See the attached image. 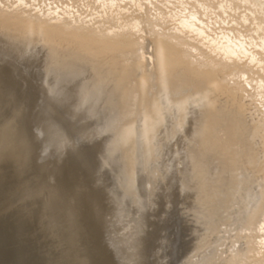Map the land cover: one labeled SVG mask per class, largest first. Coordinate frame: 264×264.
Wrapping results in <instances>:
<instances>
[{
    "label": "rangeland",
    "instance_id": "obj_1",
    "mask_svg": "<svg viewBox=\"0 0 264 264\" xmlns=\"http://www.w3.org/2000/svg\"><path fill=\"white\" fill-rule=\"evenodd\" d=\"M26 28H31L32 30L34 29V30H36L37 28H36V26H30V25H28V27H26ZM27 33H29L30 31H26ZM31 34V33H30ZM39 34V36H38V38H42L41 37V32H39L38 33ZM27 34H20V33H13V34H4V33H2V32H0V79L2 80V78H4L5 76L6 77H8L7 79H6V77L4 78V79H6V80H2V81H4V83L3 84H5V83H7V87H9V88H11L10 90H9V88H7V87H5L6 86V84H5V86L3 87L2 85V82H0L2 85H0V91H1V89H2V91L0 92V94H2V96L0 95V97L2 98V99H4V101H2L1 100V98H0V129L1 130H4V128H5V131H1V134H0V156H2V157H0L1 159H0V264H41L43 261V263L42 264H49V262L51 263V264H67V263H64V262H68L69 261V263L70 264H72V263H74V264H93L92 263V261L94 262V264H105L106 263V261H107V263L106 264H110L111 262L113 263H116V264H120V263H122V262H120L119 260L122 258L123 259V262H125V264H142V263H146V261H147V264H153L154 262H155V264H158V263H160V264H186V261H188V259L190 260H193V259H195V257L193 256V253H192V250H193V252H194V250L196 249V246H197V239H198V235H199V233H203V232H208L209 234L211 233V229L208 227V224H209V221H208V219H206V218H202L200 215H199V212H201L200 210H204V211H206V212H208V214L210 215V216H215V217H217V218H219V219H223V220H227L228 219V216L230 217V216H233L235 213L234 212H232V211H229L230 209H234V207H236L237 205H241V206H243L244 205V203H245V201H248V202H250L251 203V200H250V198L249 197H251V196H253L254 194H256V192H257V189L259 188L258 186H259V181L262 179L261 177V171L260 172H258V166H262V160H264V151H263V149H264V146H262L261 144V137H260V135H259V132H257L258 130L256 129V127L255 126H253L252 124H250V123H248L249 121L247 120V116L246 115H243L242 116V113L240 112V111H237V110H234V107H231V105H232V103H230L231 105L229 106L228 105V102L230 101V99H228V98H230V97H228V96H230L229 95V93L227 92V93H225V91L227 90V88H225V90L224 89H220L221 90V93H218V90H217V92H216V96L218 97L220 94V96H219V98L217 99V97H216V99L214 100V98H211V97H213V92H212V90L211 89H208V88H204V87H201V88H198V91L195 93V96H193V94H192V96H190L189 95V97L187 96L186 97V100L185 99H183L182 101H179V100H175V99H172V98H170V97H172L171 96V94L169 93V98L173 101H170V99H168L169 101H166L167 100V96H165L166 94L168 95V93H165L164 95H162V96H160V97H158V102H155V107L153 108V107H151V106H149V104H144L141 108H139V110H138V115H137V117H135L134 119H136V120H134V119H132L130 122H126V123H124L123 125H121L119 128H115V127H113V128H111V129H106V124H107V122L112 118V116H113V114L114 113H117V112H119L121 109H119V108H116V107H120L118 104H119V102H118V104H117V99L118 100H120L119 98L120 97H125L126 98V95H125V92H124V90L123 89H121V88H123L120 84H119V75H120V71L117 73L116 71L115 72H113V71H111V70H105V68H107L106 66H105V68L103 69V67H104V65H102V67H100L99 68V66L97 67H95V66H92V65H88V68H86V67H81V66H78L77 65V62H74V61H72L70 58H68V57H66V55L64 54V52H66V50H67V48H68V46H69V42L67 43V41H62L63 42V44H62V42L60 41V43H58V41H56V40H54V42H53V40H51V39H47V37L46 36H43V39H34L33 37H29V35H27ZM46 37V38H45ZM28 38V39H27ZM45 38V39H44ZM34 39V40H33ZM47 39V40H46ZM34 41V42H33ZM36 41V42H35ZM45 41V42H44ZM49 41V42H48ZM17 42H19V43H17ZM47 42V43H46ZM52 42V44H49V43H51ZM5 43V44H4ZM13 43V44H12ZM15 43V44H14ZM58 43V44H57ZM57 44V45H56ZM8 45V46H7ZM23 45V46H22ZM39 45V46H38ZM49 45V46H48ZM56 45V46H55ZM63 45V46H62ZM25 46V47H24ZM43 46V47H42ZM51 46H53V47H51ZM64 46H65V48H64ZM58 47H60L61 49L63 48L64 49V51H62L60 48H59V50H57V48ZM5 48V49H4ZM51 48V49H50ZM52 48H55V49H52ZM25 49V50H24ZM28 49V50H27ZM47 49H49V50H47ZM41 50V51H40ZM9 51V52H8ZM11 51H13V52H11ZM24 51V52H23ZM33 53H32V52ZM40 51V52H39ZM11 52V53H10ZM18 52V53H17ZM30 52H31V54H34V55H31L30 54ZM60 52V53H59ZM27 53V54H26ZM24 54V55H23ZM63 54V55H62ZM22 55V56H21ZM60 55V56H59ZM15 56V57H14ZM38 57V58H37ZM23 58V59H22ZM45 58V59H44ZM65 58V59H64ZM67 58V59H66ZM14 59V60H13ZM57 59V60H56ZM59 59V60H58ZM62 59V60H61ZM43 60V61H42ZM48 60V61H47ZM51 60H52V62H51ZM21 61V62H20ZM33 61V62H32ZM73 63H72V62ZM15 63V64H14ZM54 64V65H53ZM6 66V67H5ZM83 68V69H82ZM6 69V72L4 71L3 72V70H5ZM95 70H96V72H95ZM49 71V72H48ZM74 71V72H73ZM86 71V72H85ZM44 72V73H43ZM99 72V73H98ZM105 73V74H104ZM107 73V74H106ZM99 74V75H98ZM104 74V75H103ZM112 74V75H111ZM13 75V76H12ZM45 75V76H44ZM90 76V77H89ZM117 76V77H116ZM19 77V78H18ZM89 80H88V79ZM98 78V79H97ZM103 78V79H102ZM108 80H107V79ZM114 78H116V80L114 79ZM33 79V80H32ZM85 79L87 80V81H85ZM95 79V80H94ZM19 80H20V82H19ZM93 80V81H92ZM5 81H7V82H5ZM12 81V82H11ZM11 83V84H9V83ZM22 82V83H21ZM25 82V83H24ZM21 84V86H22V84H23V86L25 87V88H23V86H22V88H21V86H20V84ZM93 83V84H92ZM116 83V84H115ZM112 84V85H111ZM120 86H119V85ZM26 85H27V87H26ZM91 85V86H90ZM103 85V86H102ZM15 86V87H14ZM2 87V88H1ZM31 87V88H30ZM112 87H115L114 89H112ZM120 87V88H119ZM6 88V89H5ZM27 88H29V91L27 90ZM108 88V89H107ZM117 88V89H116ZM119 88V89H118ZM3 89H4V91H3ZM24 89V90H23ZM26 89V90H25ZM116 89V91L119 93V91L118 90H120V94H117V92L115 91L114 92V90ZM6 90H7V92H6ZM11 90H13L12 92H11ZM31 90H32V92L33 91H35V92H33L32 93V95H31ZM111 90H113V91H111ZM122 90V91H121ZM22 91H24V93H22ZM27 91V92H26ZM107 91V93L109 94L108 96H107V93L105 94V92ZM203 91V92H202ZM15 93L14 95L15 96H17V97H15V96H13L12 94H10V93ZM38 92H39V94H38ZM112 92V93H111ZM113 92H114V94H113ZM3 93H4V96H3ZM5 93H7V95H5ZM29 93V94H28ZM123 95H122V94ZM223 93V94H222ZM22 94H24V97H23V95ZM26 94H28V96H26ZM35 94V95H34ZM116 94V95H115ZM35 97H37V95L38 96H40V98H35ZM111 95V96H110ZM122 95V96H121ZM205 95V96H204ZM6 96V97H5ZM9 96V98H7ZM30 96H31V98L32 97H34V99H35V101H32V100H34L33 98L31 99V100H29L30 99ZM116 96V97H115ZM163 96H165V98L163 97ZM211 96V97H210ZM227 97V99H226V97ZM26 97V98H25ZM27 97H29V98H27ZM118 97V98H117ZM190 97L192 98V100H190ZM225 97V98H224ZM6 98V99H5ZM12 98H13V102L15 101L14 100V98H16L17 100H16V104L15 103H12ZM116 98V99H115ZM188 98V99H187ZM224 99V101H223V99ZM7 99H9L8 101H7ZM28 100V102L29 101H31V102H33V103H31V102H29V104L28 105H30L29 107H31L32 109L34 108V106L36 105V110H35V108L33 109L34 111H35V113H37L38 112V110L40 111V107H42V109H41V111L42 112H38L37 114H35L34 113V111H32V109H30L29 107H28V109L30 110V112H31V116H33L34 114V118L35 119H33L32 117V119L35 121L34 123H36L35 125H34V123H32L33 122V120L32 121H29L28 119L30 118V114H29V116L27 115V116H25L26 114H27V112H29V110L26 108L28 105H27V100ZM39 100V102H38V100ZM127 99V98H126ZM160 99V100H159ZM163 99H166L165 100V103H166V105H164L165 103H164V100ZM198 99V100H197ZM208 99V100H207ZM226 99V100H225ZM115 100V101H114ZM161 100H163V104H162V101ZM190 100V101H189ZM194 100H196V101H194ZM203 100V101H202ZM218 102H217V101ZM6 101V102H5ZM17 101H22V102H18L17 103ZM39 103L38 105L36 104L37 102ZM177 101H179V102H177ZM185 101L187 102L186 103V107H188V108H186L187 110H182V108H181V104L183 105H185ZM191 101H193L194 102V104H193V102H191ZM228 101V102H227ZM27 102V103H26ZM36 102V103H35ZM40 102H41V104H40ZM44 102V103H43ZM114 102H116V104H117V106H116V104L114 103ZM159 102H161L160 104H162V105H159ZM171 102V103H170ZM182 102V103H181ZM184 102V103H183ZM214 102H216L215 104H214ZM6 103H9V104H7V107H6ZM12 103V104H11ZM31 103V104H30ZM171 104V105H168L167 106V104ZM177 103L178 104H180V105H177ZM197 103V104H196ZM202 103V104H201ZM206 103V106L204 105ZM218 103V104H217ZM220 103H221V105H220ZM224 103V104H223ZM19 104H21L18 108H16ZM43 104V106H41ZM211 104H214V105H211ZM9 105V106H8ZM15 105H16V107H15ZM23 105H27L25 108L28 110H26L25 108L23 109ZM44 105L45 106H47L46 107V109L47 110H43V107H44ZM188 105V106H187ZM191 105V106H190ZM203 105H204V107H203ZM223 105V106H222ZM224 105H227L228 107H226V106H224ZM37 106H39V108L37 107ZM146 106V107H145ZM160 106V107H159ZM167 106V107H166ZM209 106V107H208ZM211 106H214L215 107V109L213 108V107H211ZM217 106V107H216ZM149 107V108H148ZM158 107H159V109L161 108V110H159L158 109ZM163 107H164V111H163ZM170 109H169V108ZM179 107V108H178ZM205 107H206V109H207V111H206V109H205ZM223 108V110H222V108ZM229 107H230V112H229ZM45 108V107H44ZM152 108L153 109H155L154 111L152 110ZM175 108V109H174ZM191 108H193V109H191ZM213 108V109H212ZM220 108H221V110H220ZM231 108H233V110L231 109ZM4 109H6V111H7V113H5L4 111ZM13 110V111H11V110ZM22 109L24 110V112L22 111ZM141 109L143 110L144 109V115H146V116H144L143 115V112L141 111ZM172 109V110H171ZM204 109H205V111L208 113L207 115H206V112L204 111ZM218 109V110H217ZM54 110V111H53ZM156 110H158V112L156 111ZM173 110H175V112L173 111ZM179 110V111H178ZM182 110V111H181ZM192 110V111H191ZM195 110V111H194ZM200 110V111H199ZM227 110H228V112H227ZM9 111V112H8ZM11 111V112H10ZM25 111H26V113H25ZM47 111V112H46ZM48 111H50V113L48 112ZM149 111V112H148ZM156 111V112H155ZM161 111V112H160ZM170 111H173L172 112V115L174 116V118H171V117H173L172 115H171V113H170ZM187 111V112H186ZM215 111H217V112H219L218 114H216L217 112H214ZM225 111V112H224ZM4 112V117L1 119V117H2V113ZM13 112V114H15V118L13 119V114L11 115L10 113H12ZM34 114H33V113ZM45 112V113H44ZM122 112V111H121ZM121 112H119V114H121ZM142 112V113H141ZM192 112H194V113H192ZM201 112H205V114L204 113H201ZM223 112V113H222ZM233 112H235V114L233 113ZM24 114L25 113V115H24V117H26V122H24L23 123V121H25L24 119L22 120L21 118H22V116L23 115H21V114ZM43 113V114H42ZM52 113V114H51ZM152 113H157L156 115L155 114H153L152 115ZM158 113H160V116L158 115ZM161 113H162V116H161ZM179 113V114H178ZM224 113H225V115H224ZM229 113V114H228ZM11 115V116H6V115ZM45 115L44 117H45V119H44V117H41V116H39L38 117V115ZM141 114V115H140ZM151 114V115H150ZM169 115V119L167 118L168 117V115ZM195 114H196V116H195ZM203 114H204V116H203ZM227 114H228V116H229V119H227L228 118V116H227ZM233 114V115H232ZM237 114V115H236ZM37 115V118L35 117ZM48 115V116H47ZM50 115V116H49ZM55 115V116H54ZM58 115V116H57ZM202 115V116H201ZM205 115H206V117H205ZM221 115H222V117H221ZM224 115V116H223ZM239 115H240V117L242 118H240L239 117ZM16 116H17V118H16ZM46 116L49 118V120L46 118ZM147 116H149V121L150 122H148L147 121ZM152 116H154L153 117V119L151 118ZM156 116V117H155ZM166 116V117H165ZM183 116V117H182ZM194 118H193V117ZM215 116V117H214ZM226 116H227V118H226ZM7 117H8V119H7ZM53 117V118H52ZM160 118L159 120L157 119V118ZM164 118L163 119V122H165L166 121V123L164 124V125H166V126H164L163 127V122L161 121V119L162 118ZM200 118V119H198V118ZM214 117V118H213ZM218 119H217V118ZM221 117V118H220ZM225 117V118H224ZM231 117V118H230ZM238 117V118H237ZM245 117V118H244ZM9 118H11V119H13V120H11V119H9ZM55 118H58V121H59V118L61 119L59 122H60V126L59 125H57L56 126V128L59 126L60 127V129H62V131L64 130V131H66V132H62V133H64V135H65V133H66V136L65 137H67L68 139H70L69 141L65 138V140L67 141V145H68V142L70 143L71 141H72V137L74 136V138H76L75 137V135L77 136V139L80 141V143L81 142H85V140H89V144H90V146L92 147V148H94V149H89V148H87V147H89V146H87L88 145V142L86 141L85 143L87 144H83V143H81L82 144V151L81 150H79V149H77L78 148V145L77 144H79L77 141H75L74 140V138H73V142H75L76 144H73V142H72V144L70 143V147H72L73 145L75 146V145H77V147L75 146H73L72 148L74 149H70L69 148V150L68 149H66V147H67V145H65L64 143H62V141H61V139L60 138H63V134L62 133H60V136L58 135L59 134V132L61 131V130H59V129H56L55 127H54V125H56L55 123L57 122V121H55L54 119ZM177 118V119H176ZM204 118H206V119H204ZM212 118V119H211ZM236 118H237V120H236ZM244 118V119H243ZM4 119V120H3ZM17 119V121H15ZM51 119H53V120H51ZM146 119V120H145ZM157 121H156V120ZM169 121V123L167 122V120ZM174 119V120H173ZM197 119H198V121H197ZM233 119H235V120H233ZM247 120V122H246V120ZM2 120L4 121V122H6V120H8L9 121V124L6 122L5 123V125H4V127H3V123H2ZM39 120H41L42 121V123H41V121L39 122ZM47 120V121H46ZM63 120V121H62ZM153 120L154 121H156V122H158V121H160V122H158V124L156 125V122L155 123H152L153 122ZM173 120V124L171 123V121ZM206 120V121H205ZM215 120V121H214ZM228 120V121H227ZM27 121H29V123H30V125H29V123H27ZM51 123H53L52 125V129H54V131H56L55 132V134H57V132H58V134L57 135H55V134H53L52 132H54L52 129H49V128H51L50 126L51 125H48V123L49 124H51ZM53 121V122H52ZM55 121V122H54ZM148 122V123H144V122ZM177 121V122H176ZM180 121H181V123H183V124H180ZM208 121H210V122H208ZM214 121V122H213ZM239 121V122H238ZM13 122H18L19 124H16V125H12V123ZM59 122H57V124H59ZM141 122V123H140ZM200 122V123H199ZM203 122H204V124H203ZM208 122V124H206ZM212 122V123H211ZM220 122V123H219ZM228 124H226V123ZM229 122H233V124L234 125H231L232 123H230V125H229ZM243 122V123H242ZM25 123H27L28 124V126H27V124L25 125ZM41 123V124H40ZM47 123V124H46ZM62 123V124H61ZM151 124V125H147V124ZM176 123V124H175ZM196 123L198 124L197 126H196ZM217 125H216V124ZM246 123H248V124H246ZM11 124V125H10ZM21 124V125H20ZM45 124V125H44ZM133 124V125H132ZM167 124H170V126H172V127H170L169 125H167ZM172 124V125H171ZM174 124H175V126H174ZM206 124V125H205ZM215 124V125H214ZM224 124H225V126H224ZM244 124V125H243ZM2 125V126H1ZM19 125V126H18ZM33 127H32V126ZM42 125H44V129H45V126H47L46 127V129H45V131H44V129L42 130L41 129V126ZM64 125V126H63ZM156 125V126H155ZM191 125V126H190ZM201 125V126H200ZM208 125V126H207ZM212 125V126H211ZM246 125H249V126H246ZM12 126V127H11ZM31 127V128H27V127ZM49 126V127H48ZM62 126V127H61ZM68 128H66V127ZM131 126H133V127H131ZM134 126H135V133H132L133 132V128H134ZM155 126V127H154ZM160 126H162V127H160ZM169 128H168V127ZM189 126V127H188ZM199 126V128H197ZM205 126H206V129H205ZM215 126V127H214ZM217 126V127H216ZM219 126V127H218ZM222 126V127H221ZM226 126H227V128H229V127H231V128H233L234 127V129H235V131H234V129H231V128H229V129H231V130H227V128H226ZM229 126V127H228ZM245 126V127H244ZM21 127V128H20ZM58 127V128H59ZM203 127H204V129H203ZM210 127V130L209 129H207V128H209ZM212 127H214V129L212 128ZM238 127V128H237ZM241 127H244V128H241ZM254 127H255V129H254ZM10 128V129H9ZM25 129V132H23V130ZM27 128V129H26ZM43 128V127H42ZM48 128V129H47ZM64 128H66V129H64ZM70 128H71V130L75 133V135L71 132V130H70ZM131 128V129H130ZM141 128V129H140ZM168 128V129H167ZM172 128V131L170 130ZM177 129L178 130V134H176L177 136V139H176V137H175V135H173V129ZM250 128V129H249ZM21 130V133H20V130ZM101 129H105L104 131H103V134H100L99 133V130H101ZM161 129H162V131H161ZM167 129L168 131L166 132L165 130ZM179 129H181V130H179ZM195 129V130H194ZM201 129H203L202 131H201ZM236 129H238V130H236ZM16 130V131H15ZM41 130H42V133H43V131L44 132H46V130L49 132V134L48 135H52V137L51 138H53V139H55V140H58V142L57 141H54L53 139H51V138H49V137H46V136H48L47 135V133L44 135L45 137H43V138H46L45 139V142H46V140L47 139H49L47 142H49V144L48 143H46V144H48L50 147L52 146L53 147V144L55 145V148L57 147V148H59V147H61L59 150L61 151V155H63V156H57V157H54L53 155L55 154V156L57 155V154H59V153H57V151L54 153V152H52V153H54V154H52L51 153V150H53L52 149V147L50 148L49 146H47L46 144H45V148H46V153H47V155L49 154L48 152H50V154H52V155H48L49 156V158H47L46 157V154H43V150H41V148L43 147V143L42 142H44L43 140H41V139H43V138H39L38 136H41ZM49 130H51V131H49ZM58 130V131H57ZM143 130V131H142ZM146 130V131H145ZM197 130V131H196ZM207 131L208 132V134L207 133H204L203 134V132L204 131ZM214 130V131H213ZM225 130H227V132L225 131ZM240 130H242L241 132H240ZM246 130V131H245ZM248 130V131H247ZM253 130H255V131H253ZM17 131H19V132H17ZM26 131L29 133V134H31V136L28 134V133H26ZM129 133H128V132ZM202 133H201V132ZM211 131H213V132H211ZM243 131H245L246 132V134L245 133H243ZM67 132H70V134L69 135H67ZM125 132V133H124ZM132 133V135H131V133ZM161 132V133H160ZM172 132V133H171ZM181 132V133H180ZM197 132V133H196ZM199 132V133H198ZM211 132V133H210ZM226 132V133H225ZM232 132V134H230ZM240 132V133H239ZM254 132V133H253ZM32 133H34V134H32ZM122 133V134H121ZM128 133V134H127ZM145 133V134H144ZM160 134V136H159V134ZM182 133H183V135H182ZM220 133H221V135H220ZM225 133V134H224ZM242 133V134H241ZM248 133V134H247ZM20 134L22 135V136H20ZM28 134V135H27ZM78 134L79 135H81V137H82V139L84 140H80V136H78ZM130 134V136H128ZM135 134V135H134ZM166 134V135H165ZM172 134V135H171ZM197 134H199L198 136L200 137H198L197 136ZM205 134H207V135H205ZM226 134L227 135H231V137L230 136H226ZM250 134V135H249ZM254 136H252V135ZM9 135V136H8ZM13 135V136H12ZM43 135V134H42ZM53 135H55L56 137L54 138V136ZM63 135V136H62ZM71 135H73V136H71ZM171 135V136H170ZM210 135L212 136V137H210ZM243 135V136H242ZM246 135H247V137H246ZM258 135V136H257ZM4 136H5V138H4ZM31 137V140H30V138L29 139H27L28 137ZM33 136H34V138H33ZM57 136H59V137H57ZM69 136H71L70 138H69ZM83 136H84V138H83ZM126 136V138H123V137H125ZM134 136H135V138H134ZM172 136H174V139L172 138ZM191 136V137H190ZM194 136V137H193ZM205 136V137H204ZM206 136H207V138H206ZM236 136V137H235ZM239 136H240V138L243 140H241L240 141V139H239ZM249 136V137H248ZM252 136V138H250ZM11 137V138H10ZM19 137V138H18ZM26 137V139L27 140H30L31 141V143H29V141H28V145H30L31 147H29L30 148V150L32 151V149H33V152H29V149H27L26 151H27V154H29V153H31L30 155H27L25 152L26 151H23V150H25V148H27V145H25L26 144V140L24 141L25 143H23L22 144V142H21V138L23 139V138H25ZM36 137H38L39 139H36L35 140V138ZM42 137V136H41ZM129 137H133V138H130L129 139ZM153 137H155V140H156V142L157 143H159V141H160V139L161 138H164L165 140H166V142H167V148H166V151H165V154H164V158L159 162V166L160 167H158L157 165H158V163H155V162H149V142L150 141H152L153 140ZM203 137V139L201 140V138ZM210 137V138H209ZM221 137L223 138L224 137V142H223V139H221ZM233 137V138H232ZM257 137H260V139H258ZM58 138V139H57ZM63 138V139H64ZM86 138V139H85ZM167 138V139H166ZM172 138V139H171ZM181 138H182V140H181ZM206 138V139H205ZM208 138L209 139H212L211 141H209V144H206L207 146H210V148H211V152L208 150L207 151V155L206 156H210L211 158V160H212V156H214V159H213V161L211 162L210 160H206L205 161V159H206V157H205V159H204V161H202V163H204L205 164V162L206 163H209L210 164V167H209V169H208V167L206 166V164H205V166H204V168L206 167L207 169L205 170V172L202 174V177H204V178H202V179H199V174H197L196 172H200V171H203L201 168V166H198L197 164H198V162H196V160H195V156H196V154L199 152V150L201 149V147L202 146H204L205 145V143H208ZM217 138V139H216ZM231 138V139H230ZM236 138H237V141H236ZM244 138H246V139H244ZM254 138H255V140H254ZM13 139V140H12ZM127 139H128V141H127ZM145 139V140H144ZM150 139V140H149ZM177 140V142L176 141H174V143H173V140ZM250 139V140H249ZM257 139H258V141H257ZM40 142L39 144H37L38 143V141ZM52 140V141H51ZM93 140H95V142L93 141ZM129 140H130V142H129ZM148 140V141H147ZM181 140V141H180ZM190 140V141H189ZM206 140V141H205ZM214 140V141H213ZM218 142H217V141ZM225 140H228V141H225ZM234 140V141H233ZM247 142H246V141ZM9 141H11L10 143H9ZM23 141V140H22ZM36 141V142H35ZM42 141V142H41ZM50 141H51V143H50ZM53 141L55 142V143H53ZM61 141V142H60ZM127 141V142H126ZM143 141H144V143H143ZM204 143H203V142ZM230 141H231V144H230ZM250 141V142H249ZM252 141V142H251ZM253 141H254V143H253ZM259 141H260V143H259ZM99 142V143H98ZM125 142H126V144H125ZM135 142V143H134ZM212 142V143H211ZM216 142V143H215ZM223 142V143H222ZM227 142H229L228 144H227ZM237 142V143H236ZM241 142H242V144H241ZM243 142H244V144H243ZM53 143V144H52ZM62 143V144H61ZM98 143V144H97ZM127 143H128V145H127ZM178 143V144H177ZM214 143V144H213ZM220 143V144H219ZM222 143V144H221ZM240 143V144H239ZM245 143H247V146H246V144ZM250 145H249V144ZM257 143V144H256ZM8 144H10V145H8ZM43 144V145H42ZM51 144V145H50ZM58 144L60 145L59 147H58ZM130 144V145H129ZM133 144V147L131 146ZM147 144V145H146ZM176 144V148H175V145ZM212 144V145H211ZM235 144H237V145H235ZM256 145V147L254 146V145ZM259 144H260V146H259ZM12 145H13V147H12ZM37 145H39V147L37 146ZM41 145H42V147H41ZM57 145V146H56ZM63 145V146H62ZM65 145V146H64ZM72 145V146H71ZM242 147H240V146ZM245 145V146H244ZM4 146H6V149H5V147ZM10 146L12 147V148H10ZM23 148H22V147ZM26 146V147H25ZM81 146V145H80ZM86 146V147H85ZM105 146H107V147H105ZM130 147V148H128V147ZM147 146V147H146ZM215 147L216 146V150L217 149H219L220 148V150H222L223 148L225 149H223V152L222 151H220V150H217V151H215V149L213 150V148L212 147ZM225 146V147H224ZM249 146V147H248ZM252 146V147H251ZM255 148H254V147ZM38 147V148H37ZM47 147H49V149L47 148ZM65 147V148H64ZM69 147V146H68ZM132 147V148H131ZM184 147V148H183ZM219 147V148H218ZM237 148L238 149V147H239V149L235 152L234 150V148ZM259 147V148H258ZM17 150H15V149ZM32 148V149H31ZM45 148H43L44 150H45ZM54 148V147H53ZM54 148V149H55ZM80 148V147H79ZM85 148H86V150H85ZM127 148H128V150L129 151H127ZM135 148V149H134ZM148 148V149H147ZM222 148V149H221ZM230 148H232V150L231 151H234V153L233 152H231L232 154H230V152L229 151H227V150H230ZM260 148H262V149H260ZM3 149V150H2ZM13 149V150H12ZM21 149H23V150H21ZM62 149V150H61ZM66 150V152H65V150ZM89 149V152H90V150L92 151V150H94V151H92L93 152V154L92 153H89L87 150ZM177 149V150H176ZM182 149V150H181ZM184 149V150H183ZM242 151H241V150ZM246 149V150H245ZM251 149V150H250ZM252 149H255V150H252ZM259 149V150H258ZM50 150V151H49ZM57 150V149H56ZM58 150V151H59ZM71 150V151H70ZM81 151V154H82V152L83 151H86V153L85 152H83L84 154L83 155H81L80 154V156H83V157H80L79 155L77 156V155H74L75 153L76 154H79L80 152L79 151ZM109 150V151H108ZM261 150V151H260ZM10 151V152H9ZM48 151V152H47ZM59 151V152H60ZM63 151V152H62ZM125 151H126V153L127 152H129V154H131V155H134V156H129V154L127 153V155L125 154ZM135 151H136V153H135ZM215 151V153L213 154V152ZM241 153H240V152ZM253 153H252V152ZM262 151H263V154H262ZM16 152V153H15ZM29 152V153H28ZM68 152H70V154L68 155ZM71 152H73V154L71 155ZM75 152V153H74ZM79 152V153H78ZM94 152L95 153H97V154H101V155H97V154H94ZM131 152H133L134 154H132ZM143 152V153H142ZM217 152V153H216ZM220 154H219V153ZM244 154H243V153ZM249 152H250V154L252 155H250L249 154ZM260 152V153H259ZM41 153V154H40ZM111 153V154H110ZM222 153V154H221ZM258 153H259V155H258ZM17 154V155H16ZM64 154H66V155H64ZM91 156H93V157H91ZM218 154V156H215V155H217ZM225 154V155H224ZM226 154L229 156V157H227L226 156ZM247 154V156H246V158H247V160H246V158L244 157V155H246ZM261 154V155H260ZM20 155V156H19ZM33 155V156H32ZM95 155H97L96 157H94ZM186 155H187V157H186ZM222 156V158L226 161V164H224L225 162H222V160H220V163H221V165H220V163H219V160H217L218 158H221V156ZM223 155H224V157H227V160H228V158H229V163L227 162V160H226V158H224L223 157ZM233 155L234 157H236V160H235V158L234 157H232L233 158V160H232V158H231V156ZM242 155V156H241ZM255 155V156H254ZM29 156H32L30 159H29ZM35 156V158H33ZM64 156L66 157V158H69V159H63L64 158ZM67 156H69V157H67ZM84 156L86 157L87 156V158L89 159H87V158H84ZM90 156V157H89ZM101 156V157H100ZM241 156V158L239 159V157ZM251 157V158H249V157ZM259 156H261V158H259ZM46 157V158H45ZM50 157L52 158L51 160L54 162H50L49 161V159H50ZM58 157H60L59 158V161L61 160V159H63V160H65L64 162H68V163H70V162H72L73 163V165H72V163H70L69 165H68V163H66L68 166H70V167H68L67 166V168H68V172H66V173H63L64 171H66V170H64L63 172H62V170L59 168V170H58V168H56V169H53V167L55 168V166H58V165H55L56 164V162L58 161ZM63 157V158H62ZM77 157H78V159H77ZM100 158L101 159V161H100V159H98V158ZM135 157V158H134ZM217 157V158H216ZM243 157V158H242ZM21 158V159H20ZM22 158H23V161H22ZM54 158H56L57 160H56V162H55V159ZM71 158H73V160L71 159ZM132 158V159H131ZM49 161H47V160ZM113 159V160H112ZM128 159V160H127ZM130 159H131V161H130ZM143 159V160H142ZM72 160V161H71ZM79 160H88V161H86V164H82V162H80L81 163V166H79ZM95 160V161H94ZM103 160V161H102ZM134 160V162H132ZM223 160V161H224ZM239 160V161H238ZM249 160V161H248ZM75 161H78L77 163H79L78 165H76L77 163L75 162ZM90 161V162H89ZM92 161V162H91ZM118 161V162H117ZM130 161V162H129ZM187 161L189 162V163H187ZM192 161V162H191ZM216 161H217V163H216ZM234 161H236V162H234ZM241 161V163H240V165H239V162ZM23 162V163H22ZM50 164V165H52V166H50L48 163ZM61 162V161H60ZM60 162H58L57 164H59ZM64 162L62 161L61 163L64 165ZM96 162H97V165H96ZM99 162V163H98ZM104 164V162H106L104 165H106L105 166V168L101 165L100 166V164H102V163ZM129 162V163H128ZM215 162V163H214ZM248 162V163H247ZM258 162H259V164H258ZM51 163H53V164H51ZM230 163H232V164H230ZM233 163H234V165H235V167H234V165H233ZM246 163L248 164V165H246ZM22 164H24V165H22ZM48 164V165H47ZM62 164H59V165H61V167H63V165ZM89 164H92V165H94L96 168H93V169H96V170H93L94 172H97L98 173V171H99V169H100V171H99V173L100 174H102V172H103V174L105 173V171L107 170V169H110L109 171H111V172H113V176L111 175V177H113V178H111V177H109V182L108 183H103V184H101V185H103V186H99V182L97 181V180H99V174H97L96 175V173H94L93 172V174H91L90 175V173H88L87 174V170H89L90 172H92V167H91V165H89ZM108 164V165H107ZM111 164V165H110ZM132 164H134V166L132 165ZM154 164V165H153ZM187 164L188 165H190V166H187ZM194 164V165H193ZM222 164L224 165V167L222 166ZM244 164H245V166H244ZM55 165V166H54ZM83 165V166H82ZM85 165L88 167V169H86V167H85ZM116 165V166H115ZM229 166V167H227L226 168V166ZM232 165V166H231ZM258 165V166H257ZM28 166V167H27ZM75 166H78V167H75ZM89 166L91 167L90 169H89ZM98 166V167H97ZM117 166H118V168H117ZM128 166H130V167H128ZM133 166V167H132ZM156 166V167H155ZM242 166H243V170H242ZM248 166H249V168H248ZM4 167V168H3ZM25 167H26V169H25ZM82 167V168H81ZM158 167V168H157ZM189 167H190V169H189ZM217 167V168H216ZM220 167H222L223 168V170H221L222 168H220ZM233 167V168H232ZM237 167V168H236ZM245 167H246V169L248 168V171L245 169ZM66 168V169H67ZM80 168V169H79ZM86 169V171H85V173H86V175H87V178L90 180V181H93V179H95L96 178V176H98L97 177V180H96V183L95 184H98V186L97 185H94V183L92 184L93 186H95L94 188L93 187H91V190H90V187L88 186L89 184H90V186H92L91 185V183L89 182V180L88 179H86L85 180V178H86V175H81L82 173H83V170L84 169ZM99 168V169H98ZM132 168H135V169H133L132 170ZM151 168H153V169H151ZM161 168V169H160ZM230 168H232V169H230ZM239 168V169H238ZM25 169V170H24ZM28 169V170H27ZM71 169H72V172H71ZM104 169H106V170H104ZM112 169V170H111ZM132 171H131V170ZM173 169L175 170V172L173 171ZM225 169H228V170H225ZM234 169V170H233ZM238 169V170H237ZM250 169V170H249ZM253 169V170H252ZM257 169V173H260V174H258L257 175V173L256 174H254L255 173V170ZM55 170H58V172H59V174H58V172L56 171L55 172ZM102 170V171H101ZM115 170H117V172L115 171ZM119 170H120V172H119ZM159 170H161V171H159ZM233 170V171H232ZM246 170V171H245ZM26 171V172H25ZM61 171V172H60ZM75 171V172H74ZM82 171V172H81ZM88 171V172H89ZM108 170H107V174L105 173L103 176H101L100 178H105V179H107L108 178V176H110L108 173H111V172H109ZM188 171H192V173L190 174V172H188ZM207 171V172H206ZM228 172V174H227V172ZM232 171V172H231ZM234 171H235V173H234ZM241 171V172H240ZM74 172V173H73ZM76 172H79V173H76ZM125 172V173H124ZM135 173V174H133V173ZM170 172H174V173H171L172 175H169V173ZM223 172V173H222ZM231 172V173H230ZM247 172V173H246ZM24 173H25V175H24ZM60 173H62L63 175H65V178H66V180H67V178L68 177H71V176H73V175H77V174H80V175H77V176H79V177H81V179H83L84 178V180H82V182L83 183H86V181H88L87 182V184H85V185H83V187L84 186H87V188L89 189H86V187L84 188V189H86L87 190V192L89 193V194H91V197L93 196V198H91V203L93 202V199H95V197H96V195H98L99 194V192L102 190V188H103V190L102 191H104V185L105 186H107L106 187V189L108 188V185L112 182H114V181H116V182H114V184L116 185L117 183V185L118 186H120L119 188H118V186L116 185L115 187H114V185L112 184L111 186V190H112V193L114 192V196H113V194L111 193V190H110V188H108L107 190H105V191H108L109 193H107V192H105L104 194L106 195V194H108L107 195V197L110 195V193L112 194V195H110V196H113V198L114 199H116V200H118V201H114V199L112 198V197H110V198H107L106 196H105V198H104V200H106V198H107V205H108V203L109 202H112L113 201V203H115L116 204V202H117V204H116V211H118V212H120L121 214H119L118 212H116V213H118V216L120 215L121 217H123L124 215H125V217L128 219V220H130V218H131V220L130 221H128L127 220V222L125 221V217H124V219L122 218H118V216H116V218H115V216H114V218L116 219V220H118V219H121L122 221L121 222H125L124 223V228H122L123 227V224L120 222V220L118 221V223H121V224H118V223H116V225H115V222H116V220H115V222L113 221H111L112 223H111V225H114V226H110L109 225V227H108V230H111V229H109V228H114V229H112V230H114L113 231V234H115V235H113L112 237H114V236H116V241H110L109 242V239L110 238H112L111 236L109 237V232H107L106 233V237L108 238L109 237V239H108V242H109V244L112 242V249L110 248L109 249V247L111 246H106V247H108V248H106V247H104L105 249H103V250H106V251H102V252H106L107 253V255L106 254H104V253H102V252H99V253H97V251L96 250H98L97 248V246L95 247L94 246V244H88V241H85L84 240V237H86V234L87 235H89L90 233V229H89V226H88V224H86V223H84L83 221L80 223V225H79V228H81V230H82V228L84 229V231H83V235L80 233V231L78 232V231H76V237H74V241H75V244L74 243H72L73 242V239H71V240H69L68 241V233L69 232H71L73 229H74V227H73V225L72 224H70L69 225V223H62V224H58L60 221L62 222V217H66V215H67V211H65L63 208L61 209V212L63 213V211H64V213H63V215H62V213L60 212V210L59 211H57V212H55V211H50V209L51 208H54V206H56V203H58L59 201L61 202V201H64L63 200V196H61L60 195V191L58 192V189L59 190H61L60 189V187H62L61 186V183L60 182H65L66 184H67V182H68V185L69 186H71V187H69L70 189V192L72 191V192H74V195H75V193H77L78 191L77 190H81V188L82 187H78V185L79 184H81V182L79 181V180H81L79 177L77 178V176H76V178H74V176L73 177H71V178H74L73 179V181H71L72 179H70V178H68V180L67 181H65V180H63V179H65V178H63L62 176H60ZM68 173H73V175L72 174H70V176H69V174ZM85 173H83V174H85ZM130 173V174H129ZM134 175V176H132V174ZM157 173H159V175H160V179L161 180H159L160 182L162 181V183H160V184H164L165 183V181L167 182V185H166V187H164L163 188V190H160V192L159 191H157V192H155V193H153V198H154V203L150 206V207H145V208H143V209H140V206H139V201H137L136 200V198H139L140 199V202L141 201H143L144 200V196H145V193L147 192V186L149 185V183L151 182V183H156L157 181H155V180H157ZM175 173L177 174V175H175ZM246 173V174H245ZM249 173V174H248ZM23 174V175H22ZM57 174H58V176H57ZM61 174V175H62ZM96 176H95V175ZM118 175V179L120 180H118L119 182H117V177L115 176L114 177V175ZM122 174V175H121ZM147 174V175H146ZM154 174H156V175H154ZM195 174V176H193ZM204 174H205V176H207V177H205L204 176ZM225 174H227V175H229V176H226L225 175V178H224V175ZM244 174V175H243ZM3 175H4V177H3ZM38 176V179L40 180V178H41V181H39L38 182V179L36 178L37 176ZM93 175V176H92ZM108 175V176H107ZM130 175V176H129ZM163 175H165V177L163 176ZM173 175H175V176H177V177H175V176H173ZM231 175H234L235 177H232ZM237 175V176H236ZM242 175V176H241ZM257 175V176H256ZM260 175V176H259ZM41 176V177H40ZM68 176V177H67ZM82 176H83V178H82ZM89 176H92V178H90ZM95 176V177H94ZM105 176H107V178L105 177ZM162 176V177H161ZM173 176V177H172ZM180 176H181V179H180ZM231 176V177H230ZM253 176V177H252ZM255 176H256V178H255ZM35 177V178H34ZM55 177V178H54ZM63 179H62V178ZM124 177V178H123ZM133 177V178H132ZM172 177V178H171ZM194 179H193V178ZM226 177H230L229 179L228 178H226ZM237 177V178H236ZM242 178V179H240L241 180V183H240V181H238L239 183H238V185H237V180H239V178ZM252 177V178H251ZM9 178V179H8ZM22 180H21V179ZM56 178H58L59 179V182H57L58 180H56V181H54ZM101 179V180H99L100 182L101 181H103V180H105V179ZM116 178V179H115ZM134 178H135V180H134ZM178 178V179H177ZM192 178V179H191ZM196 178V179H195ZM198 178V179H197ZM206 178V179H205ZM36 179V180H35ZM70 179V180H69ZM111 179L113 180V181H111ZM132 179V180H131ZM164 179V180H163ZM173 179H174V181H173ZM189 179V180H188ZM205 179V180H204ZM207 179H209V180H207ZM228 179V180H227ZM231 179V180H230ZM233 179V180H232ZM245 181H244V180ZM253 179V180H252ZM6 180V181H5ZM28 180V181H27ZM32 181V183L36 186H31V185H33L30 181ZM74 180H78L77 181V183H76V188H79V189H76V191H75V188H73V187H75V185L72 187V185L75 183L74 182ZM176 180H178V182L176 181ZM180 180H184V181H182V182H188V183H185V184H183V183H181V184H183V185H180L179 183H180ZM227 181V182H225V181ZM229 180L231 181V183L233 184H236V185H232L233 186V188H232V186H231V183L229 182ZM234 180H235V182H234ZM243 180V181H242ZM24 181V182H23ZM106 181H108V179L107 180H105V182ZM126 181V182H125ZM170 181V182H169ZM4 182V183H3ZM21 182V183H20ZM69 182H74V183H72V185H70L69 184ZM104 182V181H103ZM202 182H205V183H202ZM207 182H209V183H207ZM102 183V182H101ZM119 183H120V185H119ZM128 183V184H127ZM178 183V184H177ZM189 183H190V186H189ZM206 183L207 184H210V187H209V185H207V188L209 187V189H204V186L206 187ZM227 183H229V184H227ZM23 184V185H22ZM108 184V185H107ZM224 184H225V186L227 185V187H225L224 186ZM28 185H29V187H28ZM82 185V184H81ZM121 185L123 186L122 188L124 189H122L121 188ZM202 185H203V187H202ZM256 187H255V186ZM30 186H31V188H30ZM40 186H44L43 188L42 187H40ZM80 186V185H79ZM98 188H97V187ZM182 186V187H181ZM183 186H186V187H184L183 188ZM189 186V187H188ZM193 186V187H192ZM202 188H201V187ZM212 186V187H211ZM229 186H231V189H230V187ZM234 186H235V188H234ZM102 187V188H101ZM114 187V188H113ZM138 187V188H137ZM192 187V189H190ZM224 187L225 188H227V189H224ZM229 187V188H228ZM238 187V188H237ZM255 187V188H254ZM28 188H29V190H28ZM34 188V189H33ZM35 188H37V190H38V192H37V190H35ZM93 188V189H92ZM101 189L100 191L98 190V189ZM114 189V191H113V189ZM121 188V189H120ZM186 188H188V190L186 189ZM46 189V190H45ZM73 189H74V191H73ZM83 189V188H82ZM94 189H96V190H94ZM116 189H117V191H119L118 189H120V193L122 192H124V191H126V195H128V197H129V194H130V197L132 196L131 195V193L133 194V198H135V201L136 202H134V199L131 197V198H128L127 196H125L126 198H127V200H128V203L129 202H131L132 201V199H133V201L132 202H134L135 204H132V203H124V202H127L126 200H125V198H122L124 195L122 194H120V193H118L117 194V192H116ZM185 189V190H184ZM210 189H213L212 191L210 190ZM227 190V191H225V192H223L224 190ZM246 189V190H245ZM26 190V191H25ZM35 190V191H34ZM45 190V191H44ZM97 190L99 191V192H97ZM130 190H132V191H130ZM177 190H179V192L177 191ZM181 190V191H180ZM191 190L194 192L193 193V195H192V193H191ZM208 190V192L206 193L205 191H207ZM231 190V191H230ZM237 191V193L238 194H240V195H242V196H240L239 195V197H237L236 196V198H234L235 196V194L234 193H236V191ZM248 190V191H247ZM250 190V191H249ZM41 191V192H40ZM90 191H92V193L90 192ZM94 191H96V193H94ZM101 191V192H102ZM137 191V192H136ZM186 191H188V192H186ZM233 191H234V193H233ZM244 191H246V192H248V196L250 195V194H252V195H250L248 198L246 197L247 196V193L246 192H244ZM23 192V193H22ZM28 192V193H27ZM31 192H32V194H31ZM48 192H50V193H48ZM53 192V193H52ZM84 192H85V190H84ZM100 192V193H101ZM130 192V193H129ZM136 192V193H135ZM169 192V193H168ZM177 192V193H176ZM182 192H184V193H182ZM216 193V195L217 196H219L218 198H217V196L215 195V196H212L213 194H215ZM34 193V194H33ZM80 193V195L81 194H84L83 192H79ZM86 193V192H85ZM88 193H86V195L84 194V195H81L82 196V203H81V205L82 206H84L85 207V209L84 210H86L85 212H87V213H85V215H87L88 214V216H86V217H88V219L90 218V219H93L94 218V216L96 217V215H94V212H95V208H96V205L98 206V208H96V212H98L99 213V210L101 211V209L103 210V211H101V212H104V210H105V208H108L106 205V207H104V204H105V201H101L100 202V200H98L97 202V204H96V202H95V204H94V206H93V203L91 204L92 206H90V207H88L90 204V202L88 201V199H90L89 198V194ZM94 193V194H93ZM98 193V194H97ZM103 193V192H102ZM102 193H101V195H102ZM115 193L117 194V195H115ZM176 193V194H175ZM180 193V194H179ZM205 195H204V194ZM225 193H227L228 195H226ZM23 194V195H22ZM33 195V196H36V198L35 197H33V196H26V195ZM49 194H50V196H49ZM52 194H54V195H52ZM87 194H88V196H87ZM96 194V195H95ZM103 194V195H104ZM178 194H179V196H178ZM190 194H191V198L193 199V197H194V199H193V201L191 200V198H190ZM195 194V195H194ZM202 194V195H201ZM238 194H236V195H238ZM56 195V199H54V197L53 196H55ZM70 195H71V193H70ZM72 195H73V193H72ZM102 195V196H103ZM136 195H139V197L138 196H136ZM165 195H167L166 197H165ZM182 195V196H181ZM199 195H201L200 196V198H204V199H199V200H201V201H199L197 198H199ZM225 195V196H224ZM232 195L234 196V197H232ZM246 195V196H245ZM21 196V197H20ZM51 196H52V203L50 202V199H51ZM66 196V195H65ZM64 196V197H65ZM84 196H87L88 197V199H87V197H85L84 198ZM98 196H100V194L98 195ZM116 196L120 199H118V198H116ZM120 196V197H119ZM177 196V197H176ZM186 196V197H185ZM204 196V197H203ZM212 196V197H211ZM222 196H224V197H222ZM29 197V198H28ZM49 197V198H48ZM167 197H168V200H167ZM184 197H185V199H184ZM211 197V198H210ZM226 197V199L224 200V199H222V198H225ZM230 197H232L233 199H235V200H233L232 199V201H231V198ZM20 198V199H19ZM173 198V199H172ZM174 198H177V199H174ZM180 198H182V200L180 199ZM189 198V199H188ZM228 198V199H227ZM247 198V199H246ZM44 199H45V201H44ZM85 199H87L86 201H83V200H85ZM110 199H112V201H110ZM138 199V200H139ZM171 199V200H170ZM216 199H218V200H216ZM230 199V200H229ZM237 199V200H236ZM33 200V201H32ZM54 200V201H53ZM108 200H109V202H108ZM171 201V203H170V201ZM179 200H181V201H179ZM185 200V202L187 201V205L185 204V202H183ZM189 200V201H188ZM203 200V201H202ZM222 200H224V201H227L226 203L224 202V201H222ZM30 201H32V203L30 202ZM40 201V202H39ZM48 201V202H47ZM89 203H88V202ZM122 201H124V202H122ZM158 201V202H157ZM165 201H167V202H165ZM195 201V202H194ZM206 201V202H205ZM212 201V202H211ZM214 201V202H213ZM215 201H217V202H219V203H216ZM228 201H230V203L228 202ZM237 201V202H236ZM30 202V203H29ZM34 202V203H33ZM54 202H56V203H54ZM84 202V203H83ZM102 202H104L103 204H101ZM118 202H120V203H118ZM190 202V203H189ZM202 202V203H201ZM237 203L236 205H235V203ZM21 203V204H20ZM41 203V204H40ZM50 203V204H49ZM86 203V205H83V204H85ZM88 203V204H87ZM170 203V204H169ZM183 203V204H182ZM189 203V204H188ZM242 203V204H241ZM52 204V205H51ZM118 204H119V206H118ZM122 204H124V205H122ZM132 204V205H131ZM173 204V205H172ZM191 204V205H190ZM194 204V205H193ZM215 204H216V206H215ZM234 204V205H233ZM13 205V206H12ZM25 205L27 206V207H25ZM35 205V206H34ZM88 205V206H87ZM122 206V208H123V211H125V208H126V210L128 209V210H130V211H126V212H124V214H123V212H122V210H121V206ZM137 205V206H136ZM167 205H170V208L172 209V210H170V208H168L167 207ZM186 206L188 209V211L186 210V207H183V206ZM195 205H196V208H195ZM197 205H198V207H197ZM199 205H201L200 207H199ZM230 205V206H229ZM232 205V206H231ZM29 206V207H28ZM40 206V207H39ZM46 206V207H45ZM109 206V205H108ZM126 206H129L128 208L126 207ZM131 206V207H130ZM132 206H136V207H132ZM172 206V207H171ZM179 206V208H177ZM194 208H193V207ZM203 206V207H202ZM204 206H207L206 208L204 207ZM219 206V207H218ZM222 206V207H221ZM226 206H228L227 208H225ZM14 207V208H13ZM32 207V208H31ZM44 207H45V210H44ZM83 207V208H84ZM95 207V208H94ZM102 207H104V208H102ZM125 207V208H124ZM181 207H183V208H181ZM202 207V209H200ZM253 207H255V205L253 204ZM31 208V209H30ZM82 208V209H83ZM101 208V209H100ZM133 208V209H132ZM137 208H138V210L139 211H137ZM174 208V209H173ZM185 208V209H184ZM198 208V209H197ZM219 208V209H218ZM224 209V211H223V209ZM38 209V210H37ZM226 209V210H225ZM227 209H229V210H227ZM83 210V211H84ZM98 210V211H97ZM135 211L136 210V212L138 213V214H140L139 216H138V214L137 213H135V212H132V211ZM140 210L141 211H143L144 210V216H143V214H142V212H140ZM168 210V211H167ZM175 210H177V211H175ZM193 211V212H191V211ZM196 210V214L195 215H197V216H195L194 215V211ZM17 211V212H16ZM33 211V212H32ZM36 211V212H35ZM42 211V212H41ZM49 211H50V213H49ZM171 211V212H170ZM180 211L181 212H183V215L180 213ZM222 211V212H221ZM46 212H48V213H46ZM53 212V213H52ZM55 212V213H54ZM99 213L98 215H100L101 216V214L102 213ZM130 213V215H131V217H130V215H129V213ZM140 212V213H139ZM147 212V215H145V213ZM175 214H174V213ZM177 212H179L180 213V215H181V217H177V216H180V215H177L176 213ZM188 212V213H187ZM225 212H227V213H225ZM38 213V214H37ZM127 215H129V216H127ZM133 213L135 214V215H133ZM178 213V214H179ZM192 213H193V215H192ZM40 214V215H39ZM49 214L51 215V216H49ZM54 214V215H53ZM97 214V213H96ZM122 214H123V216H122ZM190 214H191V216H190ZM225 214H227V216L225 215ZM184 215H186L185 217H183ZM224 215H225V217H224ZM54 216V217H53ZM79 217H80V215H78ZM99 216V217H100ZM135 216H136V218H137V221H136V219H135ZM138 216V217H137ZM176 216V217H175ZM189 216V217H188ZM195 217L194 219L193 218H191V217ZM44 217V218H43ZM51 217V218H50ZM79 217H78V220H79ZM98 217V218H99ZM134 217V218H133ZM142 217V218H141ZM143 217H147V219H149L150 221L151 220H153V223L151 222L150 223V221L149 220H147L146 218L144 219ZM197 217V218H196ZM97 218V217H96ZM118 218V219H117ZM133 218V219H132ZM139 218V219H138ZM141 218V219H140ZM180 218H184V219H182V220H180ZM186 218V219H185ZM190 218V219H189ZM227 218V219H226ZM255 218V219H254ZM259 217L257 216H254V217H252L246 224H245V227L243 226V228H241L242 230H243V232L241 231V229H240V231L242 232V235L239 237V238H236V239H233V237L232 236H228V237H226L227 238V241H229V243H227V245H225V247H224V245H222L221 247H224V248H222V250H223V253H224V258L227 260V259H231V258H233V257H235V258H241V259H239V260H242V258H246V255L248 254V252L250 251V248H248V244L246 245V243H248V241L247 240H249L250 238L252 239V241L250 242L251 244L253 243V241L255 242L256 241V243H258L259 245L261 244V241L262 240H264V219H258ZM47 219V220H46ZM143 219V220H142ZM157 219V220H156ZM179 221H177V220ZM196 219V220H195ZM200 219H201V222H200ZM258 221H257V220ZM81 220H85V218L84 217H82L81 218ZM140 220V221H139ZM156 220V221H155ZM185 221V224H188L189 222H191L192 220H194V221H196V222H194V221H192L191 223H189L190 224V226H189V224L188 225H185V224H183L184 223V221ZM39 221V222H38ZM49 221V222H48ZM133 221V222H132ZM135 221V222H134ZM155 221V222H154ZM177 221V222H176ZM198 221V222H197ZM5 222V223H4ZM44 222V223H43ZM129 222V224H131V222H132V224L129 226V224H126V223H128ZM149 222V223H148ZM183 222V223H182ZM188 222V223H187ZM78 223V224H79ZM137 223V224H136ZM179 225H178V224ZM194 223V224H193ZM197 223V224H196ZM2 224V225H1ZM24 224V225H23ZM55 224H58L57 226H55ZM125 224H126V226H125ZM143 224V225H142ZM149 225V226H147V225ZM155 224V225H154ZM157 224H159V225H157ZM256 224H259V225H256ZM41 225V226H40ZM60 225V226H59ZM67 225V226H66ZM72 225V226H71ZM118 225H119V228H118ZM127 225H128V227H130L129 228V230L130 231H128V232H131V234L130 233H128L127 231H125V234L123 233V231L121 230V229H123V230H128V227H127ZM133 225V226H132ZM136 225H138L139 227L141 226H144V225H146L147 226V228H145L146 226H144V229L146 230V231H144L143 230V227H142V231L141 232H143V234H144V236H143V234H141V232H140V230H141V227H140V229H138V226H136ZM163 225V226H162ZM193 227H192V226ZM25 226V227H24ZM43 226V227H42ZM50 226V227H49ZM68 226H69V228H73L71 231L69 230V228H68ZM122 226V227H121ZM160 226V227H159ZM180 226V227H179ZM198 226V227H197ZM38 227V228H37ZM67 227V229H65ZM127 227V228H126ZM149 227V228H148ZM152 227V228H151ZM183 227H185L186 229L184 230L183 229ZM189 227V228H188ZM246 227H247V229H246ZM78 228V229H79ZM107 227H105L104 229H106ZM136 228V229H135ZM12 229V230H11ZM48 229V230H47ZM58 230V232H59V234H58V232H57V230ZM64 229H65V231H64ZM103 229V231H104V233H105V230ZM153 229H155V230H153ZM161 229V230H160ZM66 230H67V232H66ZM96 230L97 231H100V234L102 235V228H96ZM121 230V231H120ZM135 230H137L136 232L137 233H135ZM149 230V231H148ZM185 232H184V231ZM188 230H189V235H188ZM246 230H248V231H246ZM252 230V231H251ZM61 231V232H60ZM117 231V232H116ZM120 231V232H119ZM235 231V230H234ZM18 232V233H17ZM38 232V233H37ZM49 232V233H48ZM51 232V233H50ZM55 232H57V233H55ZM82 232V231H81ZM111 232V235H112V231H110ZM122 232V233H121ZM126 232L129 234V235H127V236H131L130 238L129 237H127L126 236ZM138 232H140L139 233V235H138ZM146 234H145V233ZM160 232H161V234H160ZM163 232V233H162ZM192 232V233H191ZM37 233V234H36ZM54 233H55V235H54ZM62 233V234H61ZM137 234L136 236H135V234ZM150 233V234H149ZM187 233V234H186ZM196 235H194V234ZM253 233H257L256 235H254ZM35 234V235H34ZM51 236H50V235ZM56 234H58L57 235V237L59 238V237H61V238H59L61 241H63V242H65L66 243V240H67V242L71 245H68V243H67V246H66V244H63V242L61 243V241L59 242V241H57L58 240V238L57 237H55L56 236ZM63 234H65V235H63ZM81 234V235H80ZM108 234V235H107ZM121 234V236H118V235H120ZM164 234H165V236H164ZM186 236V238H185V236ZM194 235V237H193V235ZM246 234V235H245ZM26 235V236H25ZM44 235V236H43ZM62 235V236H61ZM100 235V236H101ZM124 235V236H123ZM133 235V236H132ZM150 235H152V236H150ZM182 235L184 236L183 237V239H182ZM211 235V234H210ZM252 235V236H251ZM9 236V237H8ZM19 236H20V238H19ZM43 236V237H42ZM49 236V237H48ZM54 236V237H53ZM78 236V237H77ZM81 236H83V237H81ZM125 236L127 237V239H131L132 241H131V245L129 244V241L125 238ZM142 237V238H139V239H142V240H144V241H142V240H139V239H137V237ZM148 236V237H147ZM243 236H245V237H243ZM247 236H248V238H247ZM250 236V237H249ZM29 237V238H28ZM32 237V238H31ZM34 237V238H33ZM38 237V238H37ZM48 237V238H47ZM55 238L54 239V243L52 242V239L51 238ZM63 237V238H62ZM136 238L137 240H134L133 238ZM148 238V240H146L147 238ZM150 237V238H149ZM164 237H167L168 238V240H171V241H173L172 243H171V245H170V247H169V250H164V249H162L160 246L162 245V244H164V243H166L167 241L164 239ZM242 237V238H241ZM24 238V239H23ZM46 238V239H45ZM50 238V239H49ZM56 238H57V240H56ZM67 238V239H66ZM79 238H81V240L79 239ZM119 238V239H118ZM123 238V239H122ZM254 238V239H253ZM121 239L122 240H125L126 242H127V244H125L126 242H122L121 241ZM152 239V240H151ZM159 239H161L162 241V243H160V240ZM185 239H187L186 241L187 242H185ZM195 239V240H194ZM215 239V237H213L212 238V242L213 243H215L216 241L214 240ZM244 239H247V240H244ZM14 240V241H13ZM16 240V241H15ZM50 240V241H49ZM111 240H115V239H111ZM120 240V241H119ZM189 240V241H188ZM233 240V241H232ZM240 240L242 241L241 243H240ZM55 241H57V242H55ZM72 241V242H71ZM79 241V242H78ZM81 241H82V243H81ZM135 241H137V243H139V244H136V243H134ZM139 241V242H138ZM163 241H166V242H163ZM193 241V242H192ZM231 241V242H230ZM247 241V242H246ZM78 242V243H77ZM118 243V242H121L120 244H122L123 245V248L121 247V248H118L117 246V244L116 243ZM147 242V243H146ZM181 242H183V243H181ZM186 244H185V243ZM236 242V243H235ZM6 243V244H5ZM50 243V244H49ZM61 243V244H60ZM84 243V244H83ZM87 243V244H86ZM140 243H141V245L143 246L144 244L143 243H145V246H141L140 245ZM188 243V244H187ZM239 243V244H238ZM51 244H56L57 245V247H55L54 245V248H51L52 246H51ZM60 244V246H61V252H60V249H58V252H57V249L56 248H58V245ZM72 244H74L73 245V247L75 246V245H77L78 246V248H77V250H80V251H78V252H76V253H74L73 252V247H72ZM79 244V245H78ZM113 244H116L117 246L115 247ZM151 244V245H150ZM181 244L182 245H185V246H181ZM4 245V246H3ZM45 245H46V247H45ZM50 245V246H49ZM64 245V246H63ZM87 245L89 246V247H87ZM108 245V244H107ZM121 245V246H122ZM130 245V246H129ZM138 245H139V248H138ZM147 245V246H146ZM262 245V244H261ZM260 245V246H261ZM47 246H48V248H47ZM69 246H70V248H69ZM76 246V247H77ZM81 246H82V248H81ZM120 246V245H119ZM126 246V247H125ZM230 246V247H229ZM263 246V245H262ZM45 247V248H44ZM62 247H63V249H62ZM67 247V248H66ZM72 247V248H71ZM86 247V248H85ZM92 247H93V249H92ZM94 247H95V249H94ZM138 248V249H135V248ZM141 247H142V249H141ZM145 247H148V248H145ZM192 247V248H191ZM195 247V248H194ZM233 247V248H232ZM235 247V248H234ZM246 247V248H245ZM60 248V247H59ZM85 248V249H84ZM89 248H91V249H89ZM114 248H118V250L117 249H114ZM127 248V249H126ZM156 248V249H155ZM189 248V249H188ZM263 248V247H262ZM19 249V250H18ZM42 249L44 250L43 252H42ZM49 249H51L50 251H51V254H49L50 253V251H49ZM88 249H89V251H88ZM108 249V250H107ZM113 249H114V253H113ZM121 250V252L123 251V252H125L124 254H126V255H122L123 254V252L122 253H120V250ZM147 249V250H146ZM149 249V250H148ZM159 249V250H158ZM160 249L162 250V251H160ZM234 250V252H233V250ZM247 249V250H246ZM48 251V252H46V251ZM56 250V251H55ZM83 250V251H82ZM87 250V251H86ZM94 250V251H93ZM111 250V251H110ZM118 252V254L116 253V251ZM139 250H140V252H139ZM141 250H143V251H141ZM145 250V251H144ZM187 250H188V252H187ZM226 250V251H225ZM229 250H230V253H229ZM232 250V251H231ZM242 250V251H241ZM246 252H245V251ZM6 251V252H5ZM71 253H69V252ZM85 251V252H84ZM109 251V252H108ZM168 251H170L171 252V254H170V252H169V254H168ZM181 251H183L184 253L186 252V254L187 255H185V254H183V252H181ZM25 252V253H24ZM55 252V253H54ZM56 252H57V254L58 255H60V257L56 254ZM66 252H67V254H66ZM81 252L83 253V254H81ZM145 252H146V254H145ZM155 252V253H154ZM162 252V253H161ZM191 253V255H190V253ZM241 252V254H239ZM4 253V254H3ZM18 253V254H17ZM43 253H45L46 254V256H45V254H43ZM62 253V254H61ZM64 253V254H63ZM68 253H69V255H68ZM73 253H74V255H75V259H74V256H73ZM78 253L80 254V255H78ZM113 255L111 258H109L111 255ZM122 255H120V254ZM149 253H151L150 255H149ZM152 253H153V255H156L155 257L152 255ZM177 253V254H176ZM42 254V255H41ZM49 254V255H48ZM86 254V255H85ZM90 254H92V255H90ZM98 254H100V255H98ZM101 254H102V256H101ZM104 254V255H103ZM117 254V255H116ZM180 256H179V255ZM189 254V255H188ZM232 254H233V256H232ZM244 254V255H243ZM5 255V256H4ZM20 255V256H19ZM45 257H44V256ZM51 255H54V256H51ZM61 255H64V256H61ZM81 255L83 256V257H81ZM108 255H110V256H108ZM128 255V256H127ZM170 255V256H169ZM182 255V256H181ZM183 255H184V257H183ZM236 255V256H235ZM24 258H23V257ZM50 257L51 258V260H50V258H48V257ZM55 256H57V257H55ZM73 256V257H72ZM77 256V257H76ZM88 256H90L89 258H88ZM92 256V257H91ZM107 256V257H106ZM117 257L118 256V258H115V257ZM121 256V257H120ZM123 256H124V258H123ZM125 256H127V258L125 257ZM145 256V257H144ZM149 256V257H148ZM153 256V257H152ZM164 256V257H163ZM186 256V257H185ZM226 256V257H225ZM43 257V258H42ZM53 257V258H52ZM67 257L68 258H70V259H72V260H69L68 259V261H67ZM85 257V258H84ZM97 257H98V259H97ZM103 257H104V259H103ZM114 257V258H113ZM138 257H139V259H138ZM168 257V258H167ZM179 257V258H178ZM15 258H17V259H15ZM23 258V259H22ZM57 258V259H56ZM63 258H65V259H63ZM79 258H83V259H78ZM133 258V259H132ZM149 258V259H148ZM153 258H155V259H153ZM165 258V259H164ZM183 258H185V259H183ZM193 258V259H192ZM56 259V260H55ZM62 259H63V261L64 262H61L62 261ZM87 259V260H86ZM97 259V260H96ZM116 261H115V260ZM125 259V260H124ZM140 259H143L141 262H139L140 261ZM153 259V260H152ZM163 261H162V260ZM2 260V261H1ZM20 260V261H19ZM31 260V261H30ZM43 260V261H42ZM45 260H46V262H45ZM59 260V261H58ZM109 260V261H108ZM110 260H112L111 262H110ZM118 260V261H117ZM128 260V261H127ZM130 260V261H129ZM138 260V261H137ZM167 262H166V261ZM36 261V262H35ZM79 261V262H78ZM83 261V262H82ZM89 261V262H88ZM91 261V262H90ZM100 261V262H99ZM122 261V260H121ZM162 261V262H161ZM193 261H195V260H193ZM4 262H6V263H4ZM15 262V263H14ZM29 262V263H28ZM54 262V263H53ZM59 262V263H58ZM81 262V263H80ZM99 262V263H98ZM118 262H120V263H118ZM136 262V263H135ZM163 262H166V263H163ZM68 263V264H69ZM111 263V264H112ZM144 263V264H145ZM124 264V263H123Z\"/></svg>",
    "mask_w": 264,
    "mask_h": 264
},
{
    "label": "snow or ice",
    "instance_id": "obj_2",
    "mask_svg": "<svg viewBox=\"0 0 264 264\" xmlns=\"http://www.w3.org/2000/svg\"><path fill=\"white\" fill-rule=\"evenodd\" d=\"M3 8L0 3V9ZM12 8L33 10L28 13L30 20L44 28L65 19L59 15L60 8L55 7L53 11L54 5L50 2L30 0L24 3L20 0L8 11ZM80 8L95 25L93 38L104 42L114 52L120 69L119 84L128 101L124 109L126 115L114 113L106 129L130 122L145 103L154 108L158 97L165 93H170L175 100H183L193 90L204 87L212 90L215 99L216 85L220 89L238 90L245 100L251 99L264 109V0H142L140 3L136 0L127 3L125 0H93L90 4L75 5L71 11L80 16L77 11ZM129 8L133 13L119 19L117 10ZM109 13L112 23L101 27L97 21L105 20ZM50 39L56 38L50 36ZM242 71L252 76V84ZM244 85L252 88L251 93ZM181 108L186 110V101ZM258 115L264 128V111ZM104 130L99 133L103 134ZM176 134L178 130L174 128L173 135ZM61 139L62 143H67ZM166 148L164 138L157 143L153 137L149 142V162L159 163ZM261 176L256 194L250 197L251 203L245 201L243 206L230 209L235 214L227 220L201 210L199 215L208 219L211 235L199 233L193 252L195 261L190 259L186 264H247L235 257L226 260L221 246L227 245L228 236L239 238L240 229L252 217L264 219V160ZM159 180L157 173V182L149 183L144 200L139 202L141 208L150 207L154 203L153 193L166 187L167 182L160 184ZM164 239L167 243L160 247L167 250L173 241ZM261 244L264 245V240Z\"/></svg>",
    "mask_w": 264,
    "mask_h": 264
},
{
    "label": "bare ground",
    "instance_id": "obj_3",
    "mask_svg": "<svg viewBox=\"0 0 264 264\" xmlns=\"http://www.w3.org/2000/svg\"><path fill=\"white\" fill-rule=\"evenodd\" d=\"M19 2H20V0H0V3H2V4L4 5V8H3V9H0V32H2V33H4V34H13V33H20V34L22 33V34H24V35L27 34V35H29V37H33L34 39H43V36H46L47 39H50V36H54V37L56 38L55 40L58 41V43H60V41H61V42H62V41H63V42H64V41H67V43L69 42V46H68L66 52H64V54L66 55V57L70 58L72 61L77 62V65H78V66H81V67H83V68H84V67L88 68V65H89V66L92 65V66H95V67H96V66H97V67L99 66V68H100V67H102V65H104L103 69L105 68V66L107 67V68H105V70H111V71H113V72L116 71L117 73L120 71L119 66H118V63L116 62V58H115V54H114V52H113L111 49H109V47L107 46V44H105L104 42L97 41L96 39L93 38V33L96 31V29H95V25L93 24L92 21H89V20H88V17H87V15L85 14L84 9H82V8L77 9V11L80 12V16H75V15L72 13V11H71V7H73V6L77 5V4H90V3L93 2V0H39L40 3L50 2L51 4H53V5H54V9H53V11L55 10V7L60 8V9H61V12L59 13V15H61V16H65V19H64L63 21H61L60 23L55 24V25H49L47 28L40 27V26H38L37 24L33 23V22L30 20V18H29V16H28V13H29L30 11H33V10H30V9H17V8H12V11H11V12L8 11V9H9L12 5H15V4L19 3ZM23 2H24V3H28V2H30V0H23ZM125 2L127 3L128 0H125ZM136 2L140 3V2H142V0H136ZM161 2H163V0H161ZM66 6H67V7H66ZM133 11H134V10L131 9V8L127 9V11H120V10H117V12H118V18H119V19H124V18L128 17L129 15H131V14L133 13ZM135 12L138 13L139 10L136 9ZM112 21H113V17H112V15H111V13H109V16H108L107 18H105V20H102V21H101V20H98L97 23L100 24L101 27H103L105 24L112 23ZM28 25H30L31 27H32V26H36L37 29H36V30H34V29L32 30L31 28H26V27H28ZM26 31H30V32L27 33ZM39 32H41V37H42V38H38V36H39L38 33H39ZM30 33H31V34H30ZM27 35H26V36H27ZM39 37H40V36H39ZM46 37H45V38H46ZM45 38H44V39H45ZM27 39H28V38H27ZM34 39H33V40H34ZM47 39H46V40H47ZM33 42H34V41H33ZM35 42H36V41H35ZM44 42H45V41H44ZM48 42H49V41H48ZM53 42H54V41H53ZM63 42H62V44H63ZM17 43H19V42H17ZM46 43H47V42H46ZM58 43H57V44H58ZM64 43H65V42H64ZM4 44H5V43H4ZM12 44H13V43H12ZM14 44H15V43H14ZM49 44H52V42L49 43ZM57 44H56V45H57ZM65 44H66V43H65ZM52 45H53V44H52ZM56 45H55V46H56ZM7 46H8V45H7ZM22 46H23V45H22ZM38 46H39V45H38ZM48 46H49V45H48ZM62 46H63V45H62ZM24 47H25V46H24ZM42 47H43V46H42ZM51 47H53V46H51ZM0 48H1V47H0ZM56 48H57V47H56ZM59 48H60V47H58L57 50H59ZM64 48H65V46H64ZM4 49H5V48H4ZM50 49H51V48H50ZM52 49H55V48H52ZM60 49H61V48H60ZM24 50H25V49H24ZM27 50H28V49H27ZM47 50H49V49H47ZM61 50L64 51L63 48H62ZM40 51H41V50H40ZM40 51H39V52H40ZM8 52H9V51H8ZM11 52H13V51H11ZM11 52H10V53H11ZM23 52H24V51H23ZM31 52H32V51H31ZM31 52H30V54H31ZM17 53H18V52H17ZM32 53H33V52H32ZM59 53H60V52H59ZM26 54H27V53H26ZM254 54H257V53H254ZM23 55H24V54H23ZM31 55H34V54H31ZM62 55H63V54H62ZM257 55H258V54H257ZM21 56H22V55H21ZM59 56H60V55H59ZM14 57H15V56H14ZM37 58H38V57H37ZM22 59H23V58H22ZM44 59H45V58H44ZM64 59H65V58H64ZM66 59H67V58H66ZM13 60H14V59H13ZM56 60H57V59H56ZM58 60H59V59H58ZM61 60H62V59H61ZM42 61H43V60H42ZM47 61H48V60H47ZM72 61H71V62H72ZM20 62H21V61H20ZM32 62H33V61H32ZM51 62H52V60H51ZM72 63H73V62H72ZM14 64H15V63H14ZM53 65H54V64H53ZM5 67H6V66H5ZM253 67H255V66H253ZM83 68H82V69H83ZM4 71L6 72V69L3 70V72H4ZM257 71H258V70H257ZM48 72H49V71H48ZM73 72H74V71H73ZM85 72H86V71H85ZM95 72H96V70H95ZM43 73H44V72H43ZM98 73H99V72H98ZM104 74H105V73H104ZM104 74H103V75H104ZM106 74H107V73H106ZM98 75H99V74H98ZM111 75H112V74H111ZM242 75H244V76H246V77L248 78V83H249V84H252V79H253V78H252L251 75H249V73H248L247 71H242ZM12 76H13V75H12ZM44 76H45V75H44ZM5 77H6V76H5ZM5 77H4V78H5ZM89 77H90V76H89ZM116 77H117V76H116ZM4 78H2V80H6L8 77H6V79H4ZM18 78H19V77H18ZM87 79H88V78H87ZM97 79H98V78H97ZM102 79H103V78H102ZM106 79H107V78H106ZM114 79L116 80V78H114ZM2 80L0 79V82H2V84H3L4 81H2ZM32 80H33V79H32ZM88 80H89V79H88ZM94 80H95V79H94ZM107 80H108V79H107ZM85 81H87V80L85 79ZM92 81H93V80H92ZM5 82H7V81H5ZM11 82H12V81H11ZM19 82H20V80H19ZM8 83H9V82H8ZM21 83H22V82H21ZM24 83H25V82H24ZM239 83L243 84V81H240ZM2 84L0 83V85H2ZM5 84H6V86H5ZM5 84H3L2 86H3V87H4V86L7 87V83H5ZM9 84H11V83H9ZM19 84H20V83H19ZM92 84H93V83H92ZM115 84H116V83H115ZM111 85H112V84H111ZM118 85H119V84H118ZM20 86H21V84H20ZM22 86H23V84H22ZM22 86H21V88H22ZM90 86H91V85H90ZM102 86H103V85H102ZM119 86H120V85H119ZM252 86L255 87L254 84H253ZM14 87H15V86H14ZM26 87H27V85H26ZM244 87H245L246 91H248L249 93H251L252 88H249L247 85H244ZM1 88H2V87H1ZM7 88H9V87H7ZM11 88H12V87H11ZM11 88H9V90H10ZM23 88H25V87L23 86ZM30 88H31V87H30ZM114 88H115V87H112V89H114ZM119 88H120V87H119ZM119 88H118V89H119ZM216 88H217V90H218V93H221V90H222V89L220 90V86H219V85H216ZM5 89H6V88H5ZM107 89H108V88H107ZM116 89H117V88H116ZM116 89L114 90V92L116 91ZM121 89H123V88H121ZM23 90H24V89H23ZM25 90H26V89H25ZM27 90L29 91V88H27ZM123 90H124V89H123ZM224 90H225V89H224ZM1 91H2V89H1ZM1 91H0V92H1ZM3 91H4V89H3ZM12 91H13V90H11V92H12ZM111 91H113V90H111ZM118 91H119V93L116 91L117 94H120V90H118ZM121 91H122V90H121ZM197 91H198V89L193 90L192 93L190 94V96H192V94H193V96H195V93H196ZM6 92H7V90H6ZM26 92H27V91H26ZM29 92H30V91H29ZM33 92H35V91H33ZM33 92H32V90H31V95H32ZM114 92H113V94H114ZM202 92H203V91H202ZM227 92H228L229 95H230V96H228V97H230V98H228V99H230V101H229V102L227 101V102H228V105L230 106V105H231L230 103H232L231 107H234V110L240 111V112L242 113V116H243V115H246V116H247V120L249 121L248 123H250V124H252L253 126H255L256 129L258 130L257 132H259V135H260V137H261V143H262V144L260 143V141H259V143H260L262 146H264V128L261 127V121H260V117H259V115H258V113H259L260 111H264V109H261V108L259 107V105L255 104L251 99H247V100H245V99L240 95V93L238 92V90H234V89H232V88H227V90L225 91V93H227ZM9 93H10V92H9ZM22 93H24V91H22ZM106 93H107V91L105 92V94H106ZM111 93H112V92H111ZM10 94H12L13 96H15V95H14V94H15L14 92H13V93H10ZM24 94H25V93H24ZM24 94H22L23 97H24ZM28 94H29V93H28ZM28 94H26V96H28ZM38 94H39V92H38ZM121 94H122V93H121ZM222 94H223V93H222ZM0 95L2 96V94H0ZM5 95H7V93H5ZM34 95H35V94H34ZM34 95H33V96H34ZM108 95H109V94L107 93V96H108ZM115 95H116V94H115ZM122 95H123V94H122ZM122 95H121V96H122ZM220 95H221V94H220ZM220 95H219V96H220ZM3 96H4V93H3ZM110 96H111V95H110ZM165 96H167V100H166V99H163V100H164V103H165V100H166V101H169L168 99H170V98L173 99V97H170V98H169V93H168V95L166 94ZM165 96H163V97L165 98ZM193 96H192V97H193ZM204 96H205V95H204ZM219 96H218V97L216 96L217 99L219 98ZM5 97H6V96H5ZM15 97H17V96H15ZM34 97H35V96H34ZM34 97H32V98L34 99ZM37 97L40 98V96H38V95H37ZM37 97H35V98H37ZM115 97H116V96H115ZM188 97H189V96H188ZM210 97H211V96H210ZM220 97H221V96H220ZM225 97H226V96H225ZM225 97H224V98H225ZM0 98H1V97H0ZM7 98H9V96H8ZM25 98H26V97H25ZM27 98H29V97H27ZM32 98H31V96H30V99H29V100H31ZM117 98H118V97H117ZM211 98H213V97H211ZM5 99H6V98H5ZM115 99H116V98H115ZM119 99H120V100L117 99L116 102H117V104H118V102H119L118 105H119L120 107H116V108L121 109L119 112L122 111V112H121V115L123 116V115H126L124 109H125V107H126L128 101H127V99H126L125 97H120ZM184 99L186 100V97H185ZM187 99H188V98H187ZM215 99H216V98H215ZM215 99H214V100H215ZM222 99H223V98H222ZM226 99H227V97H226ZM226 99H225V100H226ZM228 99H227V100H228ZM1 100L4 101V99H2V98H1ZM8 100H9V99H7V101H8ZM14 100H15V101L13 102V98H12V103H15V104H16V100H17V99L14 98ZM26 100H27V99H26ZM37 100H38V99H37ZM159 100H160V99H159ZM163 100H161V101H162V104H163ZM190 100H192L191 97H190ZM190 100H189V101H190ZM197 100H198V99H197ZM207 100H208V99H207ZM9 101H10V100H9ZM32 101H35V99L32 100ZM114 101H115V100H114ZM170 101H172V100L170 99ZM173 101H174V100H173ZM173 101H172V102H173ZM179 101H182V100H179ZM179 101H177V102H179ZM194 101H196V100H194ZM202 101H203V100H202ZM216 101H217V100H216ZM223 101H224V99H223ZM5 102H6V101H5ZM18 102H22V101H17V103H18ZM27 102H28V100H27ZM27 102H26V103H27ZM29 102H31V101H29ZM29 102L27 103V105L29 104ZM36 102H37V101H36ZM36 102H35V103H36ZM38 102H39V100H38ZM38 102L36 103L37 105L39 104ZM116 102H114V103L116 104ZM157 102H158V101H157ZM191 102H193V101H191ZM196 102H197V101H196ZM217 102H218V101H217ZM12 103H11V104H12ZM31 103H33V102H31ZM31 103H30V104H31ZM43 103H44V102H43ZM160 103H161V102H159V105H162V104H160ZM170 103H171V102H170ZM181 103H182V102H181ZM183 103H184V102H183ZM186 103H187V102H186ZM215 103H216V102H214V104H215ZM7 104H9V103H6V107H7ZM40 104H41V102H40ZM117 104H116V106H117ZM145 104H146V103H145ZM193 104H194V102H193ZM196 104H197V103H196ZM201 104H202V103H201ZM214 104H211V105H214ZM217 104H218V103H217ZM223 104H224V103H223ZM16 105H17V104H16ZM16 105H15V107H16ZM20 105H21V104H19L16 108H18ZM27 105H26V106H27ZM146 105H147V104H146ZM164 105H166V103H165ZM168 105H171V104L168 103L167 106H168ZM177 105H180V104L177 103ZM181 105H182V104H181ZM181 105H180V106H181ZM183 105H184V104H183ZM204 105L206 106V103H205ZM204 105H203V107H204ZM220 105H221V103H220ZM8 106H9V105H8ZM26 106L23 105V106H22L23 109H24ZM29 106H30V105H28L26 108L28 109ZM41 106H43V104H42ZM149 106H151V105H149ZM167 106H166V107H167ZM187 106H188V105H187ZM190 106H191V105H190ZM214 106H215V105H214ZM214 106H211V107H213V108L215 109ZM222 106H223V105H222ZM224 106L228 107L227 105H224ZM37 107L39 108V106H37ZM44 107H45V108H44ZM44 107H43V110H44V109L47 110V109H46L47 106L44 105ZM145 107H146V106H145ZM151 107H152V106H151ZM159 107H160V106H159ZM159 107H158V109H159ZM208 107H209V106H208ZM216 107H217V106H216ZM26 108H25V109H26ZM29 108L32 109L31 107H29ZM34 108H35V110H36V105L34 106ZM34 108H33V109H34ZM148 108H149V107H148ZM168 108H169V107H168ZM170 108H171V107H170ZM170 108H169V109H170ZM178 108H179V107H178ZM186 108H188V107H186ZM213 108H212V109H213ZM221 108H222V107H221ZM221 108H220V110H221ZM23 109H22V111L24 112ZM27 109H26V110H27ZM33 109H32V111H34ZM41 109H42V107H40V111L38 110V112H42ZM155 109H156V108H155ZM155 109L152 108L153 111H154ZM174 109H175V108H174ZM191 109H193V108H191ZM205 109H206V107H205ZM205 109H204V111H205ZM231 109L233 110V108H231ZM4 110H5L4 112L7 113L6 109H4ZM10 110H11V109H10ZM28 110H29V109H28ZM28 110H27V111H28ZM159 110H161V108H160ZM171 110H172V109H171ZM186 110H187V109H186ZM217 110H218V109H217ZM222 110H223V108H222ZM222 110H221V111H222ZM11 111H13V110H11ZM11 111H10V112H11ZM36 111H37V110H36ZM53 111H54V110H53ZM141 111L143 112L144 109H143V110L141 109ZM156 111L158 112V110H156ZM156 111H155V112H156ZM163 111H164V107H163ZM173 111L175 112V110H173ZM173 111H170L171 115H172V112H173ZM178 111H179V110H178ZM181 111H182V110H181ZM191 111H192V110H191ZM194 111H195V110H194ZM199 111H200V110H199ZM206 111H207V109H206ZM206 111H205V112H206ZM0 112H1V111H0ZM4 112L2 113V117H1V119L5 116V115H4ZM8 112H9V111H8ZM38 112H37V113H38ZM46 112H47V111H46ZM48 112L50 113V111H48ZM119 112H117V113H119ZM142 112H141V113H142ZM148 112H149V111H148ZM160 112H161V111H160ZM186 112H187V111H186ZM205 112H201V113H204V114H205ZM213 112H214V111H213ZM215 112H217V111H215ZM215 112H214V113H215ZM219 112H220V111H219ZM219 112H217L216 114H218ZM224 112H225V111H224ZM227 112H228V110H227ZM229 112H230V107H229ZM25 113H26V111H25ZM25 113H24V114H23V113L21 114V115H23L21 119H22V120H23V119L25 120V121H23V123L26 122V117H24ZM28 113L30 114V118L28 119L29 121H32L33 119H35V118H34V115L37 114V113H35V111H34L35 114L32 112V113L34 114L33 116H31V112H30V110H29V112H27V114H26L25 116H27V115L29 116ZM44 113H45V112H44ZM192 113H194V112H192ZM222 113H223V112H222ZM233 113L235 114V112H233ZM10 114L12 115L13 112L10 113ZM42 114H43V113H42ZM42 114H41V115H42ZM51 114H52V113H51ZM138 114H139V113L137 112V114H136L135 117H137ZM144 114H145V113L143 112V115H144ZM153 114L156 115L157 113H152V115H153ZM178 114H179V113H178ZM204 114H203V116H204ZM207 114H208V113L206 112V115H207ZM219 114H220V113H219ZM228 114H229V113H228ZM228 114H227V116H228ZM3 115H4V116H3ZM11 115H8V114H7L6 116H11ZM41 115L39 114L38 117L41 116ZM45 115H46V114H45ZM45 115H42L41 117H44ZM140 115H141V114H140ZM150 115H151V114H150ZM158 115L160 116V113H158ZM167 115H168V114H167ZM206 115H205V117H206ZM224 115H225V113H224ZM224 115H223V116H224ZM232 115H233V114H232ZM236 115H237V114H236ZM14 116H15V114H13V119L15 118ZM47 116H48V115H47ZM47 116H46V118L49 120V118H48ZM49 116H50V115H49ZM54 116H55V115H54ZM57 116H58V115H57ZM144 116H146V115H144ZM156 116H157V115H156ZM156 116H155V117H156ZM161 116H162V113H161ZM172 116H173V115H172ZM195 116H196V114H195ZM201 116H202V115H201ZM227 116H226V118H227ZM229 116H230V115H229ZM229 116H228L227 119H229ZM31 117H32L33 119H32ZM35 117L37 118V115H36ZM153 117H154V116H152L151 118L153 119ZM165 117H166V116H165ZM182 117H183V116H182ZM192 117H193V116H192ZM214 117H215V116H214ZM214 117H213V118H214ZM221 117H222V115H221ZM221 117H220V118H221ZM239 117H240V115H239ZM16 118H17V116H16ZM52 118H53V117H52ZM146 118H147V121L150 122V121H149V119H150L149 116H147ZM148 118H149V119H148ZM161 118H162V117H161ZM167 118L169 119V115H168ZM171 118H174V116L171 117ZM193 118H194V117H193ZM197 118H198V117H197ZM216 118H217V117H216ZM224 118H225V117H224ZM230 118H231V117H230ZM237 118H238V117H237ZM237 118H236V120H237ZM240 118H241V117H240ZM244 118H245V117H244ZM244 118H243V119H244ZM7 119H8V117H7ZM9 119H11V118H9ZM13 119H11V120H13ZM37 119H38V118H37ZM44 119H45V117H44ZM157 119L159 120L160 118L158 117ZM163 119H164V118L161 119L162 122H163ZM176 119H177V118H176ZM198 119H200V118H198ZM198 119H197V121H198ZM204 119H206V118H204ZM211 119H212V118H211ZM217 119H218V118H217ZM241 119H242V118H241ZM3 120H4V119H3ZM3 120H2V123L4 122ZM51 120H53V119H51ZM54 120L57 121V122H59L61 119L59 118V121H58V118H55ZM134 120H136V119H134ZM145 120H146V119H145ZM155 120H156V119H155ZM164 120H165V119H164ZM166 120H167V119H166ZM173 120H174V119H173ZM173 120H172V121L170 120L172 124L175 122V121L173 122ZM229 120H230V119H229ZM233 120H235V119H233ZM245 120H246V119H245ZM247 120H246V122H247ZM13 121H14V120H13ZM15 121H17V119H16ZM29 121H27V123H29ZM40 121H41V120H39V122H40ZM46 121H47V120H46ZM55 121H54V122H55ZM62 121H63V120H62ZM147 121H146V122L143 121V122H144V123H148ZM156 121H157V120H156ZM156 121L153 120L152 123H155ZM205 121H206V120H205ZM214 121H215V120H214ZM214 121H213V122H214ZM227 121H228V120H227ZM6 122L9 124V121H8V120H6ZM6 122L3 123V127H4V125H5ZM34 122H35V121L33 120L32 123H34ZM49 122H50V121H49ZM52 122H53V121H52ZM57 122L55 123L56 125H54V124L51 123V122H50L51 124L48 123V125H51V126H50L51 128H49V129H52V128H53V127H52L53 125H54L55 128H56L57 125L60 126V122H61V121L59 122V124H57ZM158 122H160V121H158ZM158 122H156V125L158 124ZM167 122L169 123L168 120H167ZM176 122H177V121H176ZM208 122H210V121H208ZM208 122H207L206 124H208ZM238 122H239V121H238ZM14 123H15V124H14ZM27 123H25V125H26ZM41 123H42V121H41ZM41 123H40V124H41ZM130 123H131V122H130ZM140 123H141V122H140ZM160 123H161V122H160ZM160 123H159V124H160ZM165 123H166V121L163 122V127L166 126V125H164ZM199 123H200V122H199ZM211 123H212V122H211ZM219 123H220V122H219ZM225 123H226V122H225ZM227 123H228V122H227ZM227 123H226V124H227ZM230 123H232L231 125H234L233 122H229V125H230ZM242 123H243V122H242ZM248 123H246V124H248ZM13 124L16 125V124H19V123H18V122H13L12 125H13ZM35 124H36V123H34V125H35ZM42 124H43V123H42ZM46 124H47V123H46ZM52 124H53V125H52ZM61 124H62V123H61ZM159 124H158V125H159ZM172 124H171V125H172ZM175 124H176V123H175ZM175 124H174V126H175ZM180 124H183V123H181V121H180ZM203 124H204V122H203ZM206 124H205V125H206ZM215 124H216V123H215ZM215 124H214V125H215ZM10 125H11V124H10ZM20 125H21V124H20ZM29 125H30V123H29ZM44 125H45V124H44ZM44 125L41 126V129H42V130L44 129ZM132 125H133V124H132ZM147 125L149 126V125H151V124L149 123V124H147ZM156 125H155V126H156ZM160 125H161V124H160ZM167 125L170 126V124H167ZM197 125H198V124L196 123V126H197ZM216 125H217V124H216ZM227 125H228V124H227ZM243 125H244V124H243ZM1 126H2V125H1ZM18 126H19V125H18ZM27 126H28V124H27ZM31 126H32V125H31ZM59 126H58V127H59ZM63 126H64V125H63ZM155 126H154V127H155ZM172 126H173V125H172ZM172 126H170V127H172ZM190 126H191V125H190ZM200 126H201V125H200ZM207 126H208V125H207ZM211 126H212V125H211ZM224 126H225V124H224ZM246 126H249V125H246ZM11 127H12V126H11ZM32 127H33V126H32ZM42 127H43V128H42ZM46 127H47V126H45V129H46ZM48 127H49V126H48ZM58 127H57L56 129H59V130H61V131L59 132V131L57 130V131L59 132V134H58V132H57V134L60 136V133H62L64 130L62 131L63 128L60 129V127H59V128H58ZM61 127H62V126H61ZM65 127H66V126H65ZM121 127H122V126H121ZM131 127H133V126H131ZM160 127H162V126H160ZM167 127H168V126H167ZM188 127H189V126H188ZM214 127H215V126H214ZM214 127H212V128L214 129ZM216 127H217V126H216ZM218 127H219V126H218ZM221 127H222V126H221ZM228 127H229V126H228ZM244 127H245V126H244ZM244 127H241V128H244ZM255 127H254V129H255ZM20 128H21V127H20ZM27 128H31V127L29 126V127H27ZM27 128H26V129H27ZM66 128H67V127H66ZM66 128H64V129H66ZM68 128H69V127H68ZM68 128H67V129H68ZM164 128H165V127H164ZM168 128H169V127H168ZM168 128H167V129H168ZM197 128H199V126H198ZM226 128H227V126H226ZM229 128H231V127H229ZM229 128H227V130L234 129V127L231 128V129H229ZM237 128H238V127H237ZM9 129H10V128H9ZM23 129H24V128H23ZM45 129H44V131H45ZM47 129H48V128H47ZM130 129H131V128H130ZM134 129H135V126H134V128H133V132H132V133H135V132H134V131H135ZM140 129H141V128H140ZM167 129H166V130L164 129V130L167 132V131H168ZM203 129H204V127H203ZM203 129H201V131H202ZM205 129H206V126H205ZM207 129L210 130V127L207 128ZM244 129H245V128H244ZM249 129H250V128H249ZM19 130H20V129H19ZM42 130H41V133H42ZM52 130L54 131V129H52ZM70 130H71V128H70ZM170 130L172 131V128H171ZM179 130H181V129H179ZM194 130H195V129H194ZM227 130H225V131L227 132ZM236 130H238V129H236ZM1 131H5V128H4V130H1V129H0V134H1ZM15 131H16V130H15ZM44 131H43V133H42L43 135L41 134L42 137H41V136H38L39 138H43V137H45V136H46V135H45L46 133H47V135L49 134V132H48L47 130H46V132H44ZM49 131H51V130H49ZM142 131H143V130H142ZM145 131H146V130H145ZM161 131H162V129H161ZM196 131H197V130H196ZM201 131H200V132H201ZM213 131H214V130H213ZM213 131H211V132H213ZM234 131H235V129H234ZM238 131H239V130H238ZM241 131H242V130H240V132H241ZM245 131H246V130H245ZM245 131H243V133L246 134ZM247 131H248V130H247ZM253 131H255V130H253ZM17 132H19V131H17ZM23 132H25V129L23 130ZM55 132H56V131H54V132H52V133L55 134ZM64 132H66V131H64ZM71 132L75 135V133H74L72 130H71ZM127 132H128V131H127ZM211 132H210V133H211ZM226 132H225V133H226ZM240 132H239V133H240ZM20 133H21V130H20ZM26 133H28V132L26 131ZM44 133H45V134H44ZM68 133L70 134V132H67V135H69ZM124 133H125V132H124ZM128 133H129V132H128ZM128 133H127V134H128ZM130 133H131V132H130ZM132 133H131V135H132ZM160 133H161V132H160ZM171 133H172V132H171ZM180 133H181V132H180ZM196 133H197V132H196ZM198 133H199V132H198ZM201 133H202V132H201ZM204 133H207V134H208V132H207L206 130L203 132V134H204ZM225 133H224V134H225ZM253 133H254V132H253ZM28 134H29V133H28ZM28 134H27V135H28ZM32 134H34V133H32ZM57 134H55V135H57ZM62 134L64 135V133H62ZM121 134H122V133H121ZM144 134H145V133H144ZM158 134H159V133H158ZM207 134H205V135H207ZM230 134H232V132H231ZM241 134H242V133H241ZM247 134H248V133H247ZM29 135L31 136V134H29ZM44 135H45V136H44ZM55 135H53L54 138L56 137ZM63 135H62V136H63ZM76 135H77V134H76ZM76 135H75L76 138H74V136L71 135V136H73V137H72V141L70 142L71 144H72V142H73V138H74L75 141H77V142L79 141V140H78L79 138L77 139V136H76ZM134 135H135V134H134ZM165 135H166V134H165ZM171 135H172V134H171ZM171 135H170V136H171ZM182 135H183V133H182ZM198 135H199V134H197V136H198ZM220 135H221V133H220ZM249 135H250V134H249ZM251 135H252V134H251ZM8 136H9V135H8ZM12 136H13V135H12ZM20 136H22V135L20 134ZM50 136L52 137V135H48V136H46V137L51 138ZM59 136H57V137H59ZM65 136H66V133H65V135L63 136V138H64ZM71 136H69V138H70ZM78 136H80V140H81V139H82L81 135L78 134ZM128 136H130V134H129ZM159 136H160V134H159ZM176 136H177V135H175V137H176ZM212 136H213V135H212ZM212 136L210 135V137H212ZM226 136H230V137H231V135H227V134H226ZM242 136H243V135H242ZM252 136H253V135H252ZM252 136H251L250 138H252ZM257 136H258V135H257ZM27 137H28V136H27ZM38 137H36L35 140H36V139H39ZM190 137H191V136H190ZM193 137H194V136H193ZM198 137H199V136H198ZM200 137H201V136H200ZM200 137H199V138H200ZM204 137H205V136H204ZM210 137H209V138H210ZM235 137H236V136H235ZM246 137H247V135H246ZM248 137H249V136H248ZM253 137H254V136H253ZM260 137H257V138L260 139ZM4 138H5V136H4ZM10 138H11V137H10ZM18 138H19V137H18ZM29 138H30V140H31V137H28L27 139H29ZM33 138H34V136H33ZM59 138H60V137H59ZM65 138H66L68 141L70 140V139H68L67 137H65ZM65 138H64V140H65ZM83 138H84V136H83ZM123 138H124V137H123ZM130 138H133V137H129V139H130ZM134 138H135V136H134ZM172 138L174 139V136H172ZM172 138H171V139H172ZM206 138H207V136H206ZM206 138H205V139H206ZM209 138H208V143H205V145L201 147V149L199 150V152H198V153L196 154V156H195V160H196V162H198L197 165H198V166H201V167H202L201 169L203 170V171H200V172H196L197 174H199V175H198V176H199V179L204 178V177H202V174H203V173L205 172V170L207 169L206 167L204 168L205 164H206V166L208 167V169H209V167H210V164H209V163H206V162H205V164H204V163H202V161H204L205 157H206L205 161H206V160H210V161L212 162L213 159H214V156H212V160L210 159V158H211L210 156H206L208 150H209L210 152L212 151L211 148H210V146H207V145H206V144H209V141L212 140V139H209ZM232 138H233V137H232ZM27 139H26V137L23 138V139L21 138V142H22V144L25 143V142H24L25 140L27 141L26 144H25V145H27V148H25V150H23V149H21V150L26 151L27 149H29V152H30L31 150H30L29 147H31V146L28 145V144L31 143V141H30V140H27ZM45 139H46V138L41 139V140L44 141V142L41 141V142L44 144V145L42 144L43 147H42V145H41V147H42L41 150H43V154H46V157L49 158L48 155H52V154H54V153L57 151V153H59V154H57L56 156H55V154H54L53 156H54V157L60 156L62 153H61V151L59 150V149L61 148V147H59V146H60L62 143H61L60 145L58 144V147H59V148H57V147L55 148V145L53 144V143H55L54 141H57V142H58L59 139L57 138L58 140H55L56 138H55V139L51 138V139L54 140L52 144H53V147H54L55 149L51 146L52 149H53V150H51V153H52V152H54V153L50 154V152L47 151V152L49 153L48 155H47V153H46V148H45L46 146H45V144H46V143L49 144V142H47L49 139H47L46 142H45ZM60 139H61V138H60ZM85 139H86V138H85ZM166 139H167V138H166ZM176 139H177V137H176ZM176 139L173 140V143H174V141L177 142ZM202 139H203V137L201 138V140H202ZM216 139H217V138H216ZM221 139H223V142H224V137H223V138L221 137ZM230 139H231V138H230ZM239 139H240V141L242 140V139L240 138V136H239ZM244 139H246V138H244ZM258 139H257V141H258ZM12 140H13V139H12ZM22 140H23V141H22ZM82 140H83V139H82ZM82 140H81V141H82ZM144 140H145V139H144ZM149 140H150V139H149ZM181 140H182V138H181ZM181 140H180V141H181ZM249 140H250V139H249ZM254 140H255V138H254ZM28 141H29V143H28ZM37 141H38V140H37ZM51 141H52V140H51ZM51 141H50V143H51ZM61 141H62V139H61ZM61 141H60V142H61ZM83 141H84V140H83ZM86 141L88 142V145L85 143ZM93 141L95 142V140H93ZM127 141H128V139H127ZM127 141H126V142H127ZM147 141H148V140H147ZM189 141H190V140H189ZM205 141H206V140H205ZM213 141H214V140H213ZM216 141H217V140H216ZM225 141H228V140H225ZM233 141H234V140H233ZM236 141H237V138H236ZM242 141H243V140H242ZM245 141H246V140H245ZM247 141H248V140H247ZM247 141H246V142H247ZM10 142H11V141H9V143H10ZM35 142H36V141H35ZM85 142H81V143H83V144L85 143L87 146H89V147H87V148H89V149H94V148H92L93 146H92V147L90 146V144H89V140H88V139L85 140ZM126 142H125V144H126ZM129 142H130V140H129ZM202 142H203V141H202ZM217 142H218V141H217ZM223 142H222V143H223ZM249 142H250V141H249ZM251 142H252V141H251ZM0 143H1V142H0ZM27 143H28V144H27ZM39 143H40V142L38 141L37 144H39ZM70 143L68 142V145H67V143H66V144L64 143L65 145H67L66 149H68V150H69V148L71 149V148L74 146V145H73V146L71 145L72 147H70ZM78 143H79V144H77V145H78V148H77V149H79V150L82 151V144L80 143V141H79ZM98 143H99V142H98ZM98 143H97V144H98ZM134 143H135V142H134ZM143 143H144V141H143ZM203 143H204V142H203ZM211 143H212V142H211ZM215 143H216V142H215ZM222 143H221V144H222ZM228 143H229V142H227V144H228ZM236 143H237V142H236ZM253 143H254V141H253ZM48 144H46V145L49 146ZM73 144H76V143L73 142ZM85 144H84V145H85ZM177 144H178V143H177ZM213 144H214V143H213ZM219 144H220V143H219ZM230 144H231V141H230ZM239 144H240V143H239ZM241 144H242V142H241ZM243 144H244V142H243ZM245 144H246V146H247V143H245ZM248 144H249V143H248ZM254 144H255V143H254ZM254 144H253V145H254ZM256 144H257V143H256ZM260 144H259V146H260ZM8 145H10V144H8ZM39 145H40V144H39ZM39 145H37V146L39 147ZM50 145H51V144H50ZM65 145H64V146H65ZM77 145H75V146L77 147ZM80 145H81V146H80ZM127 145H128V143H127ZM129 145H130V144H129ZM146 145H147V144H146ZM211 145H212V144H211ZM228 145H229V144H228ZM235 145H237V144H235ZM249 145H250V144H249ZM56 146H57V145H56ZM62 146H63V145H62ZM68 146H69V147H68ZM75 146H74V147H75ZM131 146L133 147V144H132ZM148 146H149V145H148ZM174 146H175V148H176V144H175ZM239 146H240V145H239ZM244 146H245V145H244ZM254 146L256 147V145H254ZM254 146H253V147H254ZM4 147H5V149H6V146H4ZM12 147H13V145H12ZM12 147L10 146V148H12ZM21 147H22V146H21ZM25 147H26V146H25ZM38 147H37V148H38ZM49 147H50V146H49ZM49 147H47V148L49 149ZM51 147H50V148H51ZM79 147H80V148H79ZM85 147H86V146H85ZM105 147H107V146H105ZM127 147H128V146H127ZM132 147H131V148H132ZM146 147H147V146H146ZM211 147H212V146H211ZM224 147H225V146H224ZM240 147H241V146H240ZM248 147H249V146H248ZM251 147H252V146H251ZM255 147H254V148H255ZM22 148H23V147H22ZM43 148H45V150H44ZM64 148H65V147H64ZM128 148H130V147H128ZM128 148H127V151L130 150V149L128 150ZM183 148H184V147H183ZM212 148H213V150H214V149L216 148V146H215V147H212ZM218 148H219V147H218ZM233 148H234V147H233ZM241 148H242V147H241ZM258 148H259V147H258ZM14 149H15V148H14ZM31 149H32V148H31ZM56 149H57V150H56ZM72 149H73V148H72ZM72 149H71V150H72ZM74 149H75V148H74ZM74 149H73V150H74ZM89 149L87 150L88 152H89ZM134 149H135V148H134ZM147 149H148V148H147ZM221 149H222V148H221ZM223 149H224V148H223ZM223 149L220 150V148H219V149H217V150H220V151L223 152ZM234 149H235L234 151L236 152V151L239 149V147H238V149H237V148H234ZM236 149H237V150H236ZM260 149H262V148H260ZM2 150H3V149H2ZM12 150H13V149H12ZM15 150H16V149H15ZM58 150H59L60 152H59ZM61 150H62V149H61ZM64 150H65V149H64ZM71 150H70V151H71ZM79 150H78V151H79ZM85 150H86V148H85ZM148 150H149V149H148ZM176 150H177V149H176ZM181 150H182V149H181ZM183 150H184V149H183ZM217 150L215 149V151H217ZM224 150H225V149H224ZM231 150H232V148H230V150H227V151H229L230 154H232L231 152L234 153V151H231ZM240 150H241V149H240ZM245 150H246V149H245ZM250 150H251V149H250ZM252 150H255V149H252ZM258 150H259V149H258ZM16 151H17V150H16ZM27 151H28V150H27ZM27 151L25 152L26 154H27ZM49 151H50V150H49ZM81 151H79L80 153L78 152L79 154H76V153L74 152V153H75L74 155H77V156L79 155V156H80ZM92 151H94V150H92ZM92 151L90 150L89 153H92V154H93ZM108 151H109V150H108ZM215 151L213 152V154L215 153ZM241 151H242V150H241ZM255 151H256V150H255ZM260 151H261V150H260ZM263 151H264V149H263ZM263 151H262V154H263ZM9 152H10V151H9ZM29 152H28V153H29ZM31 152H33V149H32ZM62 152H63V151H62ZM65 152H66V150H65ZM83 152L86 153V151H83ZM83 152H82L81 155L84 154ZM237 152H238V151H237ZM239 152H240V151H239ZM251 152H252V151H251ZM15 153H16V152H15ZM127 153L129 154V152H127ZM127 153H126V151H125V154H126V155H127ZM131 153L134 154L133 152H131ZM135 153H136V151H135ZM142 153H143V152H142ZM216 153H217V152H216ZM218 153H219V152H218ZM240 153H241V152H240ZM242 153H243V152H242ZM252 153H253V152H252ZM252 153H251V154H252ZM259 153H260V152H259ZM259 153H258V155H259ZM30 154H31V153H29V154H27V155H30ZM40 154H41V153H40ZM69 154H70V152H68V155H69ZM72 154H73V152H71V155H72ZM94 154H97V153L94 152ZM110 154H111V153H110ZM219 154H220V153H219ZM221 154H222V153H221ZM234 154H235V153H234ZM243 154H244V153H243ZM249 154H250V152H249ZM251 154H250V155H251ZM16 155H17V154H16ZM64 155H66V154H64ZM84 155H85V154H84ZM89 155H90V154H89ZM97 155L99 156V155H101V154H97ZM97 155H95L94 157H96ZM130 155H131V154H129V156H130ZM134 155H135V154H134ZM134 155H131V156H134ZM224 155H225V154H224ZM224 155H223V157H224ZM260 155H261V154H260ZM19 156H20V155H19ZM32 156H33V155H32ZM32 156H29V159H30ZM61 156H63V155H61ZM90 156H91V155H90ZM90 156H89V157H90ZM131 156H130V157H131ZM215 156H218V154L215 155ZM220 156H221V155H220ZM226 156L229 157L227 154H226ZM230 156H231V155H230ZM241 156H242V155H241ZM241 156L239 157V159L241 158ZM246 156H247V154L244 155L245 158H246ZM251 156H252V155H251ZM254 156H255V155H254ZM0 157H2V156H0ZM46 157H45V158H46ZM67 157H69V156H67ZM80 157H83V156H80ZM91 157H93V156H91ZM100 157H101V156H100ZM186 157H187V155H186ZM218 157H219V156H218ZM227 157H224V158H226V160H227ZM232 157H234V156L232 155L231 158H232ZM248 157H249V156H248ZM33 158H35V156H34ZM52 158H53V157H52ZM52 158L50 157L49 161H50ZM59 158H60V157H58V161H57V162H56L57 159L54 158V159H55V162H56L55 165H58V166H55V165H54L55 168L53 167V169H56V168H58V167L60 166L59 168L62 170V172H63L64 170H66V171H64L63 173L68 172V168H67V166H68L70 163L73 162V161H72L73 158H71V159H72V160H71L72 162L68 163V162H64V161H65L66 159H69V158H66L65 156H64V158L62 157L63 159L66 158L65 160H63V159L60 160L61 162H62V161L64 162V165L59 161ZM84 158H87V156H86V157L84 156ZM97 158H98V157H97ZM134 158H135V157H134ZM216 158H217V157H216ZM234 158H235V160H236V157H234ZM242 158H243V157H242ZM249 158H251V157H249ZM259 158H261V156H259ZM0 159H1V158H0ZM20 159H21V158H20ZM77 159H78V157H77ZM87 159H88V158H87ZM98 159H100V158H98ZM131 159H132V158H131ZM131 159H130V161H131ZM219 159L222 160V162H225L224 164H226V161L222 158V156H221V158H218L217 160H219ZM251 159H252V158H251ZM46 160H47V159H46ZM88 160H89V159H88ZM88 160H84V161L82 160L83 162H82L81 160H79V163L82 162V164L84 165V164H86V161H88ZM112 160H113V159H112ZM127 160H128V159H127ZM142 160H143V159H142ZM220 160H219V163H220ZM223 160H224V161H223ZM232 160H233V158H232ZM246 160H247V158H246ZM22 161H23V158H22ZM47 161H48V160H47ZM49 161H48V162H49ZM94 161H95V160H94ZM100 161H101V159H100ZM102 161H103V160H102ZM130 161H129V162H130ZM229 161H230V160H229V158H228L227 162L229 163ZM238 161H239V160H238ZM248 161H249V160H248ZM48 162H47V163H48ZM50 162H53V161L51 160ZM58 162H60L59 164H62L63 167H61V165L57 164ZM75 162L77 163L78 161H75ZM89 162H90V161H89ZM91 162H92V161H91ZM117 162H118V161H117ZM129 162H128V163H129ZM132 162H134V160H133ZM191 162H192V161H191ZM234 162H236V161H234ZM22 163H23V162H22ZM53 163H54V162H53ZM53 163H51V164H53ZM66 163H68V165H67ZM79 163H77L76 165H78ZM98 163H99V162H98ZM101 163H102V162H101ZM105 163H106V162H104V164H105ZM187 163H189V162L187 161ZM214 163H215V162H214ZM216 163H217V161H216ZM240 163H241V161L239 162V165H240ZM247 163H248V162H247ZM247 163H246V165H248ZM48 164H49V163H48ZM48 164H47V165H48ZM104 164L102 163V164H100V166L102 165V166L105 168L106 165H104ZM230 164H232V163H230ZM258 164H259V162H258ZM22 165H24V164H22ZM49 165H50V164H49ZM72 165H73V163H72ZM83 165H82V166H83ZM89 165H91V167L93 166V167H92V172H90L89 170H87V174L90 173V175H91V174H93V172H94L93 170H96V169H93V168H96L95 166L97 165V162H96V165L94 164L95 166L92 165V164H89ZM107 165H108V164H107ZM110 165H111V164H110ZM132 165L134 166V164H132ZM153 165H154V164H153ZM193 165H194V164H193ZM220 165H221V163H220ZM233 165H234V163H233ZM50 166H52V165H50ZM79 166H81V163L79 164ZM115 166H116V165H115ZM133 166H132V167H133ZM157 166L160 167V166H159V163H158ZM187 166H190V165L187 164ZM222 166L224 167L223 164H222ZM225 166H226V165H225ZM231 166H232V165H231ZM244 166H245V164H244ZM257 166H258V165H257ZM27 167H28V166H27ZM68 167H70V166H68ZM75 167H78V166H75ZM85 167H86V169H88V167H87L86 165H85ZM91 167L89 166V169H90ZM97 167H98V166H97ZM106 167H107V166H106ZM108 167H109V166H108ZM108 167H107V168H108ZM128 167H130V166H128ZM134 167H135V166H134ZM155 167H156V166H155ZM158 167H157V168H158ZM227 167H229V166H226V168H227ZM234 167H235V165H234ZM3 168H4V167H3ZM59 168H58V170H59ZM66 168H67V169H66ZM81 168H82V167H81ZM109 168H110V167H109ZM117 168H118V166H117ZM216 168H217V167H216ZM220 168H222V167H220ZM232 168H233V167H232ZM232 168H230V169H232ZM236 168H237V167H236ZM248 168H249V166H248ZM248 168L246 169V167H245V169H246L247 171H248ZM261 168H262V166H258V172L261 171ZM25 169H26V167H25ZM25 169H24V170H25ZM63 169H64V170H63ZM79 169H80V168H79ZM83 169H84V168H83ZM86 169L83 170V173H85ZM98 169H99V168H98ZM133 169H135V168H132V170H133ZM151 169H153V168H151ZM160 169H161V168H160ZM189 169H190V167H189ZM238 169H239V168H238ZM238 169H237V170H238ZM27 170H28V169H27ZM58 170H55V172H56V171L58 172ZM90 170H91V169H90ZM104 170H106V169H104ZM107 170L109 171L110 169H107ZM107 170L105 171V173L107 172ZM111 170H112V169H111ZM130 170H131V169H130ZM132 170H131V171H132ZM221 170H223V168H222ZM225 170H228V169H225ZM233 170H234V169H233ZM233 170H232V171H233ZM242 170H243V166H242ZM246 170H245V171H246ZM249 170H250V169H249ZM252 170H253V169H252ZM88 171H89V172H88ZM96 171H97V170H96ZM99 171H100V169H99ZM99 171H98V173H97V172H94V173H96V175L99 174V175H98V176H99V180H101V179H103L104 177H103V178H100V177L103 176L105 173L103 174V172H102V174H100ZM101 171H102V170H101ZM115 171L117 172V170H115ZM159 171H161V170H159ZM173 171L175 172L174 169H173ZM232 171H231V172H232ZM256 171H257V169L255 170V173H254V174L257 173ZM25 172H26V171H25ZM60 172H61V171H60ZM71 172H72V169H71ZM74 172H75V171H74ZM74 172H73V173H74ZM81 172H82V171H81ZM109 172H111V171H109ZM113 172H114V171H113ZM113 172L108 173L110 176L107 175L108 178H107V176H105V177L108 179V181L105 182V180H107V179L104 178L105 180H103L104 182L101 181L102 183H101L99 180H97V177H98V176H96L95 174H94V175L96 176V178L93 179V181H90L91 179L89 180V179L87 178L86 173H85V174H83V173L81 174V173H80V174H81V175H86L85 180L88 179L90 183L92 182L91 185H92L94 182L96 183V180H97V181L99 182L98 184H99V186H100V185L103 184V183L105 184V183H108V182H109V177H111V175L113 174ZM119 172H120V170H119ZM174 172H170L169 175H172L171 173H174ZM188 172H190V174L192 173V171H188ZM206 172H207V171H206ZM226 172H227V171H226ZM231 172H230V173H231ZM240 172H241V171H240ZM73 173H68V174H69V176H70V174L73 175ZM76 173H79V172H76ZM124 173H125V172H124ZM132 173H133V172H132ZM132 173H131V174H132ZM222 173H223V172H222ZM234 173H235V171H234ZM246 173H247V172H246ZM246 173H245V174H246ZM260 173H261V172H260ZM260 173H257V175L260 174ZM58 174H59V172H58ZM58 174H57V176H58ZM61 174H62V173H60V176H62V177L64 176L63 178H65V175H66V174H65V175H63V174L61 175ZM80 174H77V175H80ZM106 174H107V173H106ZM129 174H130V173H129ZM133 174H135V173H133ZM133 174H132V176H134ZM227 174H228V172H227ZM227 174H225V175H226V176H229V175H227ZM248 174H249V173H248ZM22 175H23V174H22ZM24 175H25V173H24ZM77 175H73L74 178H76ZM100 175H101V176H100ZM121 175H122V174H121ZM146 175H147V174H146ZM154 175H156V174H154ZM175 175H177V174L175 173ZM175 175H173V176H175ZM223 175H224V174H223ZM225 175H224V178H225ZM243 175H244V174H243ZM257 175H256V176H257ZM36 176H37V175H36ZM38 176H39V175H38ZM38 176L36 177L37 179H38ZM73 176H71V177H73ZM92 176H93V175H92ZM92 176H89V177L92 178ZM95 176H94V177H95ZM112 176H113V175H112ZM115 176L117 177V182H119L120 180L118 179V175L115 174L114 177H115ZM129 176H130V175H129ZM163 176L165 177V175H163ZM173 176H172V177H173ZM193 176H195V174H194ZM204 176H205V174H204ZM231 176H232V177H235L234 175H231ZM231 176H230V177H231ZM236 176H237V175H236ZM241 176H242V175H241ZM256 176H255V178H256ZM259 176H260V175H259ZM3 177H4V175H3ZM40 177H41V176H40ZM62 177H61V178H62ZM67 177H68V176H67ZM71 177H68V178L72 179L71 181H73L74 178H71ZM78 177H79V176H77V178H78ZM161 177H162V176H161ZM172 177H171V178H172ZM175 177H177V176H175ZM205 177H207V176H205ZM230 177H229V178H230ZM252 177H253V176H252ZM252 177H251V178H252ZM34 178H35V177H34ZM54 178H55V177H54ZM63 178H62V179H63ZM68 178H67V180H68ZM79 178L81 179V177H79ZM82 178H83V176H82ZM111 178H113V177H111ZM123 178H124V177H123ZM132 178H133V177H132ZM165 178H166V177H165ZM192 178H193V177H192ZM192 178H191V179H192ZM226 178H228V177H226ZM229 178H228V179H229ZM236 178H237V177H236ZM242 178H243V177H242ZM242 178L240 177L239 180H237V185H238V183H239L238 181H240V183H241V180H240V179H242ZM261 178H262V177H261ZM8 179H9V178H8ZM20 179H21V178H20ZM70 179H69V180H70ZM113 179H114V178H113ZM115 179H116V178H115ZM177 179H178V178H177ZM180 179H181V176H180ZM193 179H194V178H193ZM195 179H196V178H195ZM197 179H198V178H197ZM205 179H206V178H205ZM205 179H204V180H205ZM228 179H227V180H228ZM21 180H22V179H21ZM35 180H36V179H35ZM56 180H58L57 182H59V179H58V178H56L54 181H56ZM63 180L67 181L66 178L63 179ZM82 180H84V178L81 179V180H79V181L81 182L82 185L79 184L80 186L78 185V187H82L83 189L81 188V190H77L78 192L75 193V195H74V192H72V191L70 192V190H69L70 188H69V187H71V186L68 185V182H67V184H66L65 182H64V183H63V182H60L62 187H60L61 190L58 189V192L60 191V195L63 196V200H64V201H61V202L59 201L58 203L54 202V203H56V206H54V208H51L50 211H55V212H57V211L60 210V212H61V209H62V208H63L65 211H67V215H66V217H65V218L62 217V218H63V219H62V222L60 221L58 224L69 223V225H70V224L73 225V227H74V229L72 228L73 230H72L71 228H69V226H68L69 230L71 229L72 231L70 230L71 232L68 233L69 235H68L67 237H68V241L71 240V239H73V242H72V241H71V242L74 243V244H75L74 237H76V236H75V235H76V234H75L76 231H78V232L80 231V233L83 235V231H84L83 228H84V227H83L82 230H81V228H79L80 223L83 221L84 223L88 224L89 229H90V232H89L90 234H89V235L86 234V237H84V240H85V241H88V244H94L95 247L97 246V247H98V248H97L98 250H96V251H97V253H99V252H102V251H106V250H103V249H105L104 247H106V246L109 247V246L111 245V246L109 247V249L112 247V242L109 244L110 241H113V242H114V241L117 240V239H116V236H117V235L114 236V237H112L113 235H115V234H113V231H114L115 229H114V228H109V229H111V230H108V227H109V225H110L111 227L114 226V225H111V223H112L113 221L115 222V220H116V219H115L116 216H118V213L121 214V213H120L121 211H120V212L116 211V209H115L116 207H115V206H116L117 202H116V204L113 203L112 199H110V201H112V202H109V200H108V202H109V203H108L109 206H108V205H107V198H110V197L113 198V196H114V192H115L113 188H114L118 183L115 185L114 182H116V181H114L113 183L111 182V183L114 185V187L112 188L113 191H114L113 193H112V190H111V187H112L111 185H112V184H111V183H110L109 185L107 184V185H108V188H110L111 193L113 194V196H110V195H112L111 193H110V195H109L110 197H109V196L107 197L108 194H106V195L104 194L105 192L109 193L108 191H105V190L108 189V188L106 189V187H107V186H105L106 184L104 185V187H105V188H104V191H102V190H103L102 187H101L102 190H101L100 188L98 189L99 191L101 190V191L103 192V193H102V192L100 191V192L102 193V195L104 194L103 196H102L101 193L97 190V192H99L100 196H98V195H99L98 193H97L98 195L95 194L96 197H95V199H93V202H92V203H93V206H94L95 202H96V204H97V203L99 202L98 200H100V202H101V201H105L104 207L107 206L108 208H105L104 212H101V211H103V210L100 208L101 211L99 210V213H100V212L102 213L101 216H100V215H98L99 213L96 212V208H98V206H97L98 204H97V205H96V208L94 207V208H95L94 215H96L97 218L94 216L93 219H90V218L88 219V217H86V216H88V214L85 215V213H87V212H85L86 210H84L85 207L81 205V203H82V196H81V195H84V194L86 195V193L89 192V191L87 192L86 189H88V188L90 187V190H91V187L94 188L95 186H93V185L90 186V184H89V185H88V186H89L88 188H87V186H84V187H83V185L87 184L88 181H86V183H83ZM118 180H119V181H118ZM131 180H132V179H131ZM134 180H135V178H134ZM160 180H161V179H160ZM163 180H164V179H163ZM188 180H189V179H188ZM207 180H209V179H207ZM230 180H231V179H230ZM230 180H229V182L231 183ZM232 180H233V179H232ZM243 180H244V179H243ZM243 180H242V181H243ZM252 180H253V179H252ZM5 181H6V180H5ZM27 181H28V180H27ZM29 181H30V180H29ZM39 181H41V178H40V180L38 179V182H39ZM77 181H78V180H77ZM77 181L74 180L75 183H74V182H69V184L71 183L70 185H72V183H74V184L72 185V187L75 185V187H73V188H75V191H76V189H79V188H76V186H77V185H76ZM79 181H78V182H79ZM111 181H113V180L111 179ZM155 181H157V180H155ZM173 181H174V179H173ZM176 181L178 182V180H176ZM182 181H184V180H180V183H179L180 185H183V184H185V183H188V182H182ZM224 181H225V180H224ZM244 181H245V180H244ZM23 182H24V181H23ZM30 182L32 183V181H30ZM80 182H79V183H80ZM125 182H126V181H125ZM159 182H160V181H159ZM167 182H168V181H167ZM169 182H170V181H169ZM225 182H227V181H225ZM234 182H235V180H234ZM3 183H4V182H3ZM20 183H21V182H20ZM39 183H40V182H39ZM95 183H94V185H97V186H98V184H95ZM160 183H162V181H161ZM181 183H183V184H181ZM202 183H205V182H202ZM207 183H209V182H207ZM207 183H206V187L204 186V189H205V188H206V189H209L210 184H207ZM235 183H236V182H235ZM32 184H33V183H32ZM40 184H41V183H40ZM127 184H128V183H127ZM177 184H178V183H177ZM227 184H229V183H227ZM241 184H242V183H241ZM22 185H23V184H22ZM119 185H120V183H119ZM207 185H209L208 188H207ZM232 185H236V184H234V183L232 184V183H231V186H232ZM31 186H35V185L33 184V185H31ZM31 186H30V188H31ZM97 186H96V187H97ZM101 186H103V185H101ZM117 186H118V185H117ZM189 186H190V183H189ZM189 186H188V187H189ZM224 186H225V184H224ZM231 186H229L230 189H231ZM254 186H255V185H254ZM28 187H29V185H28ZM35 187H36V186H35ZM40 187L43 188L44 186H40ZM85 187H86V189H84ZM119 187H120V186H118V188H119ZM122 187H123V186L121 185V188H122ZM181 187H182V186H181ZM184 187H186V186H183V188H184ZM192 187H193V186H192ZM192 187H191L190 189H192ZM200 187H201V186H200ZM202 187H203V185H202ZM202 187H201V188H202ZM211 187H212V186H211ZM225 187H227V185H226ZM225 187H224V189H227V188H225ZM229 187H228V188H229ZM255 187H256V186H255ZM255 187H254V188H255ZM258 187H259V186H258ZM93 188H92V189H93ZM97 188H98V187H97ZM121 188H120V189H121ZM137 188H138V187H137ZM232 188H233V186H232ZM234 188H235V186H234ZM237 188H238V187H237ZM31 189H32V188H31ZM33 189H34V188H33ZM120 189H118V190L120 191ZM122 189H123V188H122ZM124 189H125V188H124ZM124 189H123V190H124ZM186 189L188 190V188H186ZM224 189H223V190H224ZM28 190H29V188H28ZM35 190H37V188H35ZM35 190H34V191H35ZM45 190H46V189H45ZM45 190H44V191H45ZM84 190H85L86 193L84 192ZM88 190H89V189H88ZM94 190H96V189H94ZM184 190H185V189H184ZM210 190L212 191L213 189H210ZM227 190H228V189H227ZM227 190H224L223 192H225V191H227ZM245 190H246V189H245ZM25 191H26V190H25ZM73 191H74V189H73ZM119 191H117V189H116L117 194L120 193ZM130 191H132V190H130ZM177 191L179 192V190H177ZM180 191H181V190H180ZM193 191H194V190H193ZM193 191L191 190L192 195H193V193L195 192V191H194V192H193ZM230 191H231V190H230ZM235 191H236V190H235ZM247 191H248V190H247ZM249 191H250V190H249ZM37 192H38V190H37ZM40 192H41V191H40ZM79 192H83L84 194H81V195H80ZM90 192L92 193V191H90ZM136 192H137V191H136ZM136 192H135V193H136ZM159 192H160V191H159ZM186 192H188V191H186ZM205 192L207 193L208 190L205 191ZM212 192H213V191H212ZM244 192H246V191H244ZM22 193H23V192H22ZM27 193H28V192H27ZM48 193H50V192H48ZM52 193H53V192H52ZM70 193H71V195H70ZM72 193H73V195H72ZM94 193H96V191H94ZM94 193H93V194H94ZM121 193H122V192H121ZM121 193H120V194H121ZM125 193H126V191H124L122 194L124 195ZM129 193H130V192H129ZM160 193H161V192H160ZM168 193H169V192H168ZM176 193H177V192H176ZM176 193H175V194H176ZM182 193H184V192H182ZM206 193H205V194H206ZM214 193H215V192H214ZM233 193H234V191H233ZM246 193H247V196H246V195H245V196H246L247 198H248L250 195H252V194H250V195L248 196V192H246ZM31 194H32V192H31ZM31 194H30V195H26V196H33V195H31ZM33 194H34V193H33ZM88 194H89V193H88ZM88 194H87V196H88ZM117 194L115 193V195H117ZM122 194H121V195H122ZM179 194H180V193H179ZM179 194H178V196H179ZM203 194H204V193H203ZM205 194H204V195H205ZM225 194L228 195L227 193H225ZM234 194H235V195H234L235 197L232 195V197H234V198H236V196L239 197V195H240V194L237 193V191H236V193H234ZM236 194H238V195H236ZM22 195H23V194H22ZM52 195H54V194H52ZM65 195H66V196H65ZM131 195H132L131 197L133 198V194H132V193H131ZM194 195H195V194H194ZM201 195H202V194H201ZM201 195H199V198H197L198 200H199V199H204V198H205L204 196H203L204 198H200ZM215 195H216V193L213 194L212 196H215ZM242 195H243V194H242ZM242 195H240V196H242ZM49 196H50V194H49ZM64 196H65V197H64ZM87 196H84V198L87 197ZM93 196H94V195H93ZM93 196L91 197V194H89V198H90V197L93 198ZM105 196L107 197L106 200H104ZM125 196L128 197V195L125 194L122 198H125V200H126L127 202H124V201H122V202H124V203H128V200H127V198H126ZM136 196L139 197V195H136ZM166 196H167V195H165V197H166ZM181 196H182V195H181ZM212 196H211V197H212ZM216 196H217V195H216ZM224 196H225V195H224ZM224 196H222V197H224ZM20 197H21V196H20ZM33 197L36 198V196H33ZM53 197H54V199H56V198H55L56 195L53 196ZM119 197H120V196H119ZM131 197H130V194H129V197H128V198H131ZM176 197H177V196H176ZM185 197H186V196H185ZM185 197H184V199H185ZM211 197H210V198H211ZM218 197H219V196H217V198H218ZM232 197H230V198H231V201H232V199H233ZM28 198H29V197H28ZM48 198H49V197H48ZM91 198L88 199V197H87L88 201L90 202V203H89V202L87 201V202L90 204L89 206L87 205L88 207L92 206V205H91V204H92V203H91ZM114 198H115V197H114ZM114 198H113V199H114ZM116 198H118V197L116 196ZM190 198H191V194H190ZM247 198H246V199H247ZM249 198H250V197H249ZM19 199H20V198H19ZM87 199H85V200H83V201H86ZM118 199H119V198H118ZM133 199H134V202H136V201H135V198H133ZM133 199H132V201H133ZM138 199H139V198H136V200L140 202V199H139V200H138ZM172 199H173V198H172ZM174 199H177V198H174ZM180 199L182 200V198H180ZM188 199H189V198H188ZM193 199H194V197H193ZM193 199L191 198L192 201H193ZM222 199L225 200L226 197H225V198H222ZM227 199H228V198H227ZM115 200H116V199H114V201H115ZM119 200H120V199H119ZM167 200H168V197H167ZM170 200H171V199H170ZM170 200H169V201H170ZM181 200H179V201H181ZM185 200H186V199H185ZM185 200H184L183 202H185ZM216 200H218V199H216ZM224 200H222V201H224ZM229 200H230V199H229ZM233 200H235V199H233ZM236 200H237V199H236ZM32 201H33V200H32ZM32 201H30V202L32 203ZM44 201H45V199H44ZM51 201H52V196H51L50 202H51ZM53 201H54V200H53ZM94 201H95V202H94ZM97 201H98V202H97ZM116 201H118V200H116ZM132 201L129 202V203L135 204V203L132 202ZM188 201H189V200H188ZM199 201H201V200H199ZM202 201H203V200H202ZM218 201H219V200H218ZM30 202H29V203H30ZM39 202H40V201H39ZM47 202H48V201H47ZM100 202H99V203H100ZM157 202H158V201H157ZM165 202H167V201H165ZM194 202H195V201H194ZM205 202H206V201H205ZM211 202H212V201H211ZM213 202H214V201H213ZM215 202H216V203H219V202H217V201H215ZM224 202L226 203L227 201H224ZM228 202L230 203V201H228ZM236 202H237V201H236ZM33 203H34V202H33ZM51 203H52V202H51ZM83 203H84V202H83ZM88 203H87V204H88ZM103 203H104V202H102L101 204H103ZM118 203H120V202H118ZM129 203H128V204H129ZM170 203H171V201H170ZM170 203H169V204H170ZM186 203H187V201L185 202V204H186ZM189 203H190V202H189ZM189 203H188V204H189ZM201 203H202V202H201ZM234 203H235V202H234ZM20 204H21V203H20ZM40 204H41V203H40ZM49 204H50V203H49ZM132 204H131V205H132ZM182 204H183V203H182ZM230 204H231V203H230ZM236 204H237V203H235V205H236ZM241 204H242V203H241ZM51 205H52V204H51ZM83 205H86V203L83 204ZM105 205H106V206H105ZM122 205H124V204H122ZM172 205H173V204H172ZM186 205H187V204H186ZM190 205H191V204H190ZM193 205H194V204H193ZM233 205H234V204H233ZM254 205H255V204H254ZM12 206H13V205H12ZM34 206H35V205H34ZM93 206H92V207H93ZM118 206H119V204H118ZM120 206H121V205H120ZM136 206H137V205H136ZM136 206H132V207H136ZM182 206H183V205H182ZM200 206H201V205H199V207H200ZM215 206H216V204H215ZM229 206H230V205H229ZM231 206H232V205H231ZM25 207H27V206L25 205ZM28 207H29V206H28ZM39 207H40V206H39ZM45 207H46V206H45ZM45 207H44V210H45ZM83 207H84V208H83ZM104 207H102V208H104ZM126 207L128 208L129 206H126ZM130 207H131V206H130ZM167 207L170 208V205H167ZM171 207H172V206H171ZM183 207H186V206H183ZM183 207H181V208H183ZM192 207H193V206H192ZM197 207H198V205H197ZM202 207H203V206H202ZM202 207H201L200 209H202ZM218 207H219V206H218ZM221 207H222V206H221ZM227 207H228V206H226L225 208H227ZM13 208H14V207H13ZM31 208H32V207H31ZM31 208H30V209H31ZM82 208H83V209H82ZM124 208H125V207H124ZM177 208H179V206H178ZM193 208H194V207H193ZM195 208H196V205H195ZM234 208H235V207H234ZM128 209H129V208H128ZM128 209H127V210H128ZM132 209H133V208H132ZM140 209H143V208L140 207ZM173 209H174V208H173ZM184 209H185V208H184ZM187 209H188V208L186 207V210H187ZM197 209H198V208H197ZM218 209H219V208H218ZM222 209H223V208H222ZM37 210H38V209H37ZM83 210H84V211H83ZM121 210H122L123 214H124V212L127 211L126 208H125V211H123L122 206H121ZM170 210H172V209L170 208ZM225 210H226V209H225ZM227 210H229V209H227ZM50 211H49V213H50ZM97 211H98V210H97ZM128 211H130V210H128ZM137 211H139L138 208H137ZM167 211H168V210H167ZM175 211H177V210H175ZM187 211H188V210H187ZM190 211H191V210H190ZM200 211H201V210H200ZM223 211H224V209H223ZM229 211H230V210H229ZM16 212H17V211H16ZM32 212H33V211H32ZM35 212H36V211H35ZM41 212H42V211H41ZM55 212H54V213H55ZM116 212H118V213H116ZM132 212L137 213L136 210H135V211L133 210ZM140 212H142V214H143V213H144V210H143V211L140 210ZM140 212H139V213H140ZM170 212H171V211H170ZM183 212H184V211H183ZM183 212L180 211V213H181L182 215H183ZM191 212H193V211H191ZM195 212H196V210L194 211V215L196 214ZM221 212H222V211H221ZM46 213H48V212H46ZM52 213H53V212H52ZM61 213H62V212H61ZM63 213H64V211H63ZM63 213H62V215H63ZM96 213H97V214H96ZM126 213H127V212H126ZM126 213H125V214H126ZM128 213H129V212H128ZM173 213H174V212H173ZM178 213H179V212H177L176 214H177V215H180V213H179V214H178ZM184 213H185V212H184ZM187 213H188V212H187ZM199 213H200V212H199ZM225 213H227V212H225ZM37 214H38V213H37ZM116 214H117V215H116ZM123 214H122V216H123ZM137 214H138V213H137ZM174 214H175V213H174ZM185 214H186V213H185ZM39 215H40V214H39ZM53 215H54V214H53ZM78 215H80V217H79ZM115 215H116V216H115ZM126 215H127V214H126ZM129 215H130V213H129ZM129 215H127V216H129ZM133 215H135V214L133 213ZM139 215H140V214H138V216H139ZM145 215H147V212L145 213ZM192 215H193V213H192ZM194 215H193V216H194ZM49 216H51V215L49 214ZM63 216H64V215H63ZM99 216H100V217H99ZM114 216H115V218H114ZM138 216H137V217H138ZM140 216H141V215H140ZM143 216H144V214H143ZM185 216H186V215H184L183 217H185ZM190 216H191V214H190ZM193 216H192L191 218L194 219L195 217H193ZM195 216H197V215H195ZM226 216H227V215H226ZM53 217H54V216H53ZM78 217H79V220H78ZM82 217H84L85 220H81ZM98 217H99V218H98ZM124 217H125V215H124L123 217H121L120 215L118 216V218H121V219H122V218L124 219ZM130 217H131V215H130ZM175 217H176V216H175ZM177 217H181V215H180V216H177ZM186 217H187V216H186ZM188 217H189V216H188ZM224 217H225V215H224ZM256 217H257V216H256ZM43 218H44V217H43ZM50 218H51V217H50ZM113 218H114L115 220H114ZM118 218H117V219H118ZM125 218H126V217H125ZM133 218H134V217H133ZM133 218H132V219H133ZM141 218H142V217H141ZM141 218H140V219H141ZM143 218H144V219H145V218L147 219V217H143ZM196 218H197V217H196ZM202 218H203V217H202ZM228 218H229V216H228ZM121 219L116 220L115 225H116V223H118L119 220H120V222H121V221H122ZM135 219H136V221H137L136 216H135ZM138 219H139V218H138ZM182 219H184V218H180V220H182ZM185 219H186V218H185ZM189 219H190V218H189ZM221 219H222V218H221ZM226 219H227V218H226ZM254 219H255V218H254ZM258 219H260V218H258ZM46 220H47V219H46ZM112 220H113V221H112ZM127 220H128V219L126 218L125 221L127 222ZM130 220H131V218H130ZM130 220H128V221H130ZM142 220H143V219H142ZM147 220H149V219H147ZM153 220H154V219H153ZM153 220H151V221L149 220L150 223H151V222L153 223ZM156 220H157V219H156ZM156 220H155V221H156ZM176 220H177V219H176ZM195 220H196V219H195ZM256 220H257V219H256ZM111 221H112V222H111ZM139 221H140V220H139ZM155 221H154V222H155ZM177 221H178V220H177ZM177 221H176V222H177ZM183 221H184V220H183ZM192 221H194V220H192ZM192 221H191V222H192ZM257 221H258V220H257ZM38 222H39V221H38ZM48 222H49V221H48ZM79 222H80V223H79ZM132 222H133V221H132ZM132 222H131V224H132ZM134 222H135V221H134ZM178 222H179V221H178ZM191 222H189V223H191ZM194 222H196V221H194ZM197 222H198V221H197ZM200 222H201V219H200ZM4 223H5V222H4ZM43 223H44V222H43ZM78 223H79V224H78ZM121 223L123 224V227H122V226H121V227L124 228V223H125V222L123 221V222H121ZM121 223H118V224H121ZM148 223H149V222H148ZM182 223H183V222H182ZM187 223H188V222H187ZM189 223H188V224H189ZM248 223H249V222H248ZM58 224H55V226H57ZM126 224H129V222L126 223ZM126 224H125V226H126ZM131 224H129V226H130ZM136 224H137V223H136ZM177 224H178V223H177ZM183 224H185V221H184ZM188 224H185V225H188ZM193 224H194V223H193ZM196 224H197V223H196ZM1 225H2V224H1ZM23 225H24V224H23ZM72 225H71V226H72ZM142 225H143V224H142ZM146 225H147V224H146ZM146 225H144V226H146ZM154 225H155V224H154ZM157 225H159V224H157ZM178 225H179V224H178ZM246 225H247V224H246ZM256 225H259V224H256ZM40 226H41V225H40ZM59 226H60V225H59ZM66 226H67V225H66ZM132 226H133V225H132ZM136 226H138V225H136ZM144 226H142V227H143V230L146 231V230L144 229ZM147 226H149V225H147ZM147 226H146L145 228H147ZM162 226H163V225H162ZM189 226H190V224H189ZM191 226H192V225H191ZM24 227H25V226H24ZM42 227H43V226H42ZM49 227H50V226H49ZM105 227H107V228L104 229ZM114 227H115V226H114ZM127 227H128V225H127ZM127 227H126V228H127ZM140 227H141V226H140ZM140 227L138 226V229H140ZM142 227H141L140 232L142 231ZM159 227H160V226H159ZM179 227H180V226H179ZM192 227H193V226H192ZM197 227H198V226H197ZM244 227H245V225H244ZM37 228H38V227H37ZM78 228H79V229H78ZM96 228H102V230H101V231H102V235L100 234V231H97V230H96ZM118 228H119V225H118ZM129 228H130V227H128V230H123V229H121V230H122L123 233L125 234V231L128 232V231L131 230V229L129 230ZM148 228H149V227H148ZM151 228H152V227H151ZM188 228H189V227H188ZM242 228H243V227H242ZM65 229H67V227H66ZM65 229H64V231H65ZM103 229L105 230V233H104ZM112 229H114V230H112ZM124 229H125V228H124ZM135 229H136V228H135ZM183 229L185 230L186 228L183 227ZM246 229H247V227H246ZM11 230H12V229H11ZM47 230H48V229H47ZM56 230H57V229H56ZM121 230H120V231H121ZM153 230H155V229H153ZM160 230H161V229H160ZM184 230H183V231H184ZM81 231H82V232H81ZM110 231H112V235H111V232H110ZM120 231H119V232H120ZM136 231H137V230H135V233H137ZM148 231H149V230H148ZM155 231H156V230H155ZM241 231L243 232L242 229H241ZM246 231H248V230H246ZM251 231H252V230H251ZM57 232H58V230H57ZM57 232H55V233H57ZM60 232H61V231H60ZM66 232H67V230H66ZM107 232H109V234H110L109 237L111 236V237H112L113 239H115V240H111L112 238L109 239V237L107 238V237H106V233H107ZM116 232H117V231H116ZM127 232H126V236L129 235L128 233L131 234V232H128V233H127ZM140 232H138V235H139ZM184 232H185V231H184ZM17 233H18V232H17ZM37 233H38V232H37ZM37 233H36V234H37ZM48 233H49V232H48ZM50 233H51V232H50ZM55 233H54V235H55ZM121 233H122V232H121ZM135 233H134V234H135ZM144 233H145V232H144ZM162 233H163V232H162ZM191 233H192V232H191ZM58 234H59V232H58ZM58 234H56L55 237H57ZM61 234H62V233H61ZM74 234H75V235H74ZM81 234H80V235H81ZM141 234H143V232H141ZM145 234H146V233H145ZM149 234H150V233H149ZM160 234H161V232H160ZM186 234H187V233H186ZM186 234H185V235H186ZM189 234H190V233H189V230H188V235H189ZM193 234H194V233H193ZM193 234H192V235H193ZM210 234H211V233H210ZM253 234L256 235L257 233H253ZM34 235H35V234H34ZM49 235H50V234H49ZM63 235H65V234H63ZM100 235H101V236H100ZM107 235H108V234H107ZM136 235H137V234H135V236H136ZM138 235H137V236H138ZM183 235H184V234H183ZM183 235H182V239H183V237L185 236V235H184V236H183ZM194 235H195V234H194ZM194 235H193V237H194ZM245 235H246V234H245ZM257 235H258V234H257ZM25 236H26V235H25ZM43 236H44V235H43ZM43 236H42V237H43ZM50 236H51V235H50ZM58 236H59V235H58ZM61 236H62V235H61ZM73 236H74V237H73ZM118 236H121V234L118 235ZM123 236H124V235H123ZM126 236H125L126 239H127V237H129V238L131 237V236H127V237H126ZM132 236H133V235H132ZM143 236H144V234H143ZM150 236H152V235H150ZM164 236H165V234H164ZM195 236H196V235H195ZM251 236H252V235H251ZM8 237H9V236H8ZM48 237H49V236H48ZM48 237H47V238H48ZM53 237H54V236H53ZM77 237H78V236H77ZM81 237H83V236H81ZM147 237H148V236H147ZM147 237H146V238H147ZM243 237H245V236H243ZM249 237H250V236H249ZM19 238H20V236H19ZM28 238H29V237H28ZM31 238H32V237H31ZM33 238H34V237H33ZM37 238H38V237H37ZM50 238H51V237H50ZM50 238H49V239H50ZM57 238H58V237H57ZM57 238H56V240H57ZM59 238H61V237H59ZM59 238H58L57 241L60 240ZM62 238H63V237H62ZM139 238H142V237H140V236L137 237V239H139ZM149 238H150V237H149ZM185 238H186V236H185ZM241 238H242V237H241ZM247 238H248V236H247ZM23 239H24V238H23ZM45 239H46V238H45ZM51 239H52V242H53L55 238H51ZM66 239H67V238H66ZM79 239L81 240V238H79ZM108 239H109V242H108ZM118 239H119V238H118ZM122 239H123V238H122ZM122 239H121L122 242H126V241H125L126 239H125V240H122ZM133 239H134V240H137L135 237H134ZM226 239H227V238H226ZM233 239H234V238H233ZM253 239H254V238H253ZM127 240L129 241V244L131 245V244H132V243H131L132 240H131V239H127ZM139 240H142V239H139ZM146 240H148V238H147ZM151 240H152V239H151ZM159 240H160V243H162V242H161L162 240H161V239H159ZM186 240H187V239H185V242H187ZM194 240H195V239H194ZM197 240H198V239H197ZM214 240H215V239H214ZM244 240H247V239H244ZM13 241H14V240H13ZM15 241H16V240H15ZM49 241H50V240H49ZM57 241H55V242H57ZM60 241H61V240H60ZM60 241H59V242H60ZM119 241H120V240H119ZM142 241H144V240H142ZM188 241H189V240H188ZM232 241H233V240H232ZM247 241H248V243H246V245L248 244V248H250V251H249L248 254L246 255V258H242V261H247V264H261V262L264 261V251H261L262 247L264 248V245L262 246V245L260 244V245H261V246H260L258 243H256V241H255V242L253 241V243L251 244V243H250V242L252 241L251 238H250L249 240H247ZM247 241H246V242H247ZM62 242H63V241H61V243H62ZM78 242H79V241H78ZM78 242H77V243H78ZM116 242H117V241H116ZM116 242H115V243H116ZM138 242H139V241H138ZM163 242H166V241H163ZM185 242H184V243H185ZM192 242H193V241H192ZM230 242H231V241H230ZM241 242H242V241L240 240V243H241ZM53 243H54V242H53ZM61 243H60V244H61ZM67 243H68L67 240H66V243L63 242V244H66V246H67ZM69 243H70V242H69ZM69 243H68V245H70ZM81 243H82V241H81ZM120 243H121V242L116 243L118 246H117L116 244H113V245H114L115 247L117 246L118 248H121V247L123 248V245L120 244ZM134 243L139 244V243H137V241H135ZM146 243H147V242H146ZM166 243H167V242H166ZM181 243H183V242H181ZM228 243H229V241H228ZM235 243H236V242H235ZM5 244H6V243H5ZM49 244H50V243H49ZM60 244L58 245V248H56V249H57V252H58V249H60V252H61V246H60ZM74 244H72V247H73ZM83 244H84V243H83ZM86 244H87V243H86ZM107 244H108V245H107ZM125 244H127V242H126ZM143 244H144L143 246H145V243H143ZM164 244H165V243H164ZM185 244H186V243H185ZM187 244H188V243H187ZM238 244H239V243H238ZM53 245H54L55 247H57L56 244H51V246H52L51 248H54ZM78 245H79V244H78ZM105 245H106V246H105ZM119 245H120V246H119ZM121 245H122V246H121ZM130 245H129V246H130ZM140 245H141V243H140ZM150 245H151V244H150ZM3 246H4V245H3ZM49 246H50V245H49ZM63 246H64V245H63ZM70 246H71V245H70ZM70 246H69V248H70ZM76 246H77V245H75V246L73 247V249H72L74 253L80 251V250H77L78 246H77V247H76ZM141 246H142V245H141ZM143 246H142V247H143ZM146 246H147V245H146ZM181 246H185V245H182V244H181ZM45 247H46V245H45ZM45 247H44V248H45ZM59 247H60V248H59ZM72 247H71V248H72ZM87 247H89V246L87 245ZM95 247H94V249H95ZM108 247H106V248H108ZM125 247H126V246H125ZM142 247H141V249H142ZM224 247H225V245H224ZM224 247H222V248H224ZM229 247H230V246H229ZM47 248H48V246H47ZM66 248H67V247H66ZM81 248H82V246H81ZM85 248H86V247H85ZM85 248H84V249H85ZM118 248H114V249H117V250H118ZM138 248H139V245H138ZM138 248L136 247L135 249H138ZM143 248H144V247H143ZM145 248H148V247H145ZM191 248H192V247H191ZM194 248H195V247H194ZM232 248H233V247H232ZM234 248H235V247H234ZM245 248H246V247H245ZM54 249H55V248H54ZM62 249H63V247H62ZM89 249H91V248H89ZM89 249H88V251H89ZM92 249H93V247H92ZM111 249H112V248H111ZM114 249H113V253H114ZM126 249H127V248H126ZM139 249H140V248H139ZM155 249H156V248H155ZM188 249H189V248H188ZM18 250H19V249H18ZM50 250H51V249H49V251H50ZM107 250H108V249H107ZM119 250H120V249H119ZM146 250H147V249H146ZM148 250H149V249H148ZM158 250H159V249H158ZM167 250H169V248H168ZM232 250H233V249H232ZM232 250H231V251H232ZM246 250H247V249H246ZM43 251H44V250L42 249V252H43ZM45 251H46V250H45ZM51 251H52V250H51ZM51 251H50V253H49L48 251H46V252H48L49 254H51ZM55 251H56V250H55ZM82 251H83V250H82ZM86 251H87V250H86ZM93 251H94V250H93ZM110 251H111V250H110ZM115 251H116V250H115ZM141 251H143V250H141ZM144 251H145V250H144ZM160 251H162V250L160 249ZM194 251H195V250H194ZM222 251H223V250H222ZM225 251H226V250H225ZM241 251H242V250H241ZM244 251H245V250H244ZM0 252H1V251H0ZM5 252H6V251H5ZM57 252H56V254H57ZM60 252H59V253H60ZM68 252H69V251H68ZM84 252H85V251H84ZM106 252H107V251H106ZM106 252H105V253L102 252V253H104V254L107 255ZM108 252H109V251H108ZM118 252H119V251H118ZM118 252L116 251L117 254H118ZM122 252H123V251H122ZM122 252H121V250H120V253H122ZM139 252H140V250H139ZM169 252H170V251H168V254H169ZM181 252H183V251H181ZM187 252H188V250H187ZM233 252H234V250H233ZM245 252H246V251H245ZM24 253H25V252H24ZM54 253H55V252H54ZM59 253H58V254H59ZM69 253H70V252H69ZM69 253H68V255H69ZM71 253H72V252H71ZM71 253H70V254H71ZM74 253H73V256H74V259H75V255H76V254L74 255ZM120 253H119V254H120ZM124 253H125V252H123L122 255H126V254H124ZM154 253H155V252H154ZM161 253H162V252H161ZM189 253H190V252H189ZM192 253H193V250H192ZM229 253H230V250H229ZM3 254H4V253H3ZM17 254H18V253H17ZM43 254H45V253H43ZM49 254H48V255H49ZM58 254H57V255H58ZM61 254H62V253H61ZM63 254H64V253H63ZM66 254H67V252H66ZM81 254H83V253L81 252ZM104 254H103V255H104ZM109 254H110V253H109ZM111 254H112V253H111ZM111 254H110V255H111ZM117 254H116V255H117ZM145 254H146V252H145ZM150 254H151V253H149V255H150ZM170 254H171V252H170ZM176 254H177V253H176ZM183 254L187 255L186 252H185V253L183 252ZM239 254H241V252H240ZM41 255H42V254H41ZM78 255H80V254L78 253ZM85 255H86V254H85ZM90 255H92V254H90ZM98 255H100V254H98ZM110 255H108V256H110ZM113 255H114V254H113ZM113 255H111L109 258H111ZM120 255H121V254H120ZM122 255H121V256H122ZM146 255H147V254H146ZM152 255H153V253H152ZM178 255H179V254H178ZM188 255H189V254H188ZM190 255H191V253H190ZM243 255H244V254H243ZM4 256H5V255H4ZM19 256H20V255H19ZM43 256H44V255H43ZM45 256H46V254H45ZM45 256H44V257H45ZM51 256H54V255H51ZM58 256L60 257V255H58ZM61 256H64V255H61ZM69 256H70V255H69ZM73 256H72V257H73ZM101 256H102V254H101ZM121 256H120V257H121ZM127 256H128V255H127ZM127 256H125V257L127 258ZM150 256H151V255H150ZM153 256L155 257L156 255H153ZM153 256H152V257H153ZM169 256H170V255H169ZM179 256H180V255H179ZM181 256H182V255H181ZM232 256H233V254H232ZM235 256H236V255H235ZM22 257H23V256H22ZM47 257H48V256H47ZM55 257H57V256H55ZM76 257H77V256H76ZM81 257H83V256L81 255ZM89 257H90V256H88V258H89ZM91 257H92V256H91ZM106 257H107V256H106ZM114 257H115V256H114ZM114 257H113V258H114ZM144 257H145V256H144ZM148 257H149V256H148ZM163 257H164V256H163ZM183 257H184V255H183ZM185 257H186V256H185ZM225 257H226V256H225ZM23 258H24V257H23ZM23 258H22V259H23ZM42 258H43V257H42ZM48 258H50V257H48ZM52 258H53V257H52ZM70 258H71V257H70ZM70 258L67 257V261H68V259H69V260H72V259H73V258H72V259H70ZM84 258H85V257H84ZM115 258H118V256L115 257ZM123 258H124V256H123ZM167 258H168V257H167ZM178 258H179V257H178ZM15 259H17V258H15ZM56 259H57V258H56ZM56 259H55V260H56ZM63 259H65V258H63ZM63 259H62L61 262H64V261L66 260V259H65V260L63 261ZM77 259H78V258H77ZM79 259L81 260V259H83V258H79ZM79 259H78V260H79ZM97 259H98V257H97ZM97 259H96V260H97ZM103 259H104V257H103ZM118 259H119V258H118ZM132 259H133V258H132ZM138 259H139V257H138ZM148 259H149V258H148ZM153 259H155V258H153ZM153 259H152V260H153ZM164 259H165V258H164ZM183 259H185V258H183ZM192 259H193V258H192ZM239 259H241V258H239ZM50 260H51V258H50ZM83 260H84V259H83ZM86 260H87V259H86ZM104 260H105V259H104ZM114 260H115V259H114ZM121 260H122V261H121ZM124 260H125V259H124ZM142 260H143V259H140L139 262H141ZM161 260H162V259H161ZM188 260H189V259H188ZM193 260H195V259H193ZM1 261H2V260H1ZM19 261H20V260H19ZM30 261H31V260H30ZM42 261H43V260H42ZM58 261H59V260H58ZM72 261H73V260H72ZM108 261H109V260H108ZM111 261H112V260H110V262H111ZM115 261H116V260H115ZM117 261H118V260H117ZM119 261L122 262V263H120V262H118V263H120V264H123V263H124V264H125V262H123V259H122V258H121ZM127 261H128V260H127ZM129 261H130V260H129ZM137 261H138V260H137ZM162 261H163V260H162ZM162 261H161V262H162ZM165 261H166V260H165ZM35 262H36V261H35ZM43 262H44V261H43ZM43 262H42V263H43ZM45 262H46V260H45ZM78 262H79V261H78ZM82 262H83V261H82ZM88 262H89V261H88ZM90 262H91V261H90ZM99 262H100V261H99ZM99 262H98V263H99ZM166 262H167V261H166ZM166 262H163V263H166ZM186 262H187V261H186ZM4 263H6V262H4ZM14 263H15V262H14ZM28 263H29V262H28ZM42 263H41V264H42ZM53 263H54V262H53ZM58 263H59V262H58ZM64 263H67V264H68L69 261H68V262H64ZM80 263H81V262H80ZM92 263L94 264L93 261H92ZM106 263H107V261H106ZM106 263H105V264H106ZM111 263H112V262H111ZM111 263H110V264H111ZM135 263H136V262H135ZM141 263H142V262H141ZM144 263H145V262H144ZM144 263H142V264H144ZM24 264H25V263H24ZM49 264H51V263L49 262ZM69 264H70V263H69ZM72 264H74V263H72ZM83 264H84V263H83ZM112 264H116V263L113 262ZM145 264H147V261H146ZM151 264H152V263H151ZM153 264H154V263H153ZM158 264H160V263H158ZM184 264H185V263H184Z\"/></svg>",
    "mask_w": 264,
    "mask_h": 264
}]
</instances>
